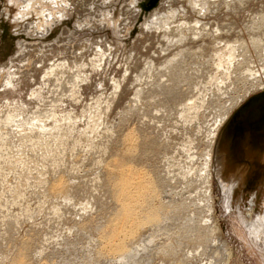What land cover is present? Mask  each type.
<instances>
[{
  "label": "rangeland",
  "instance_id": "374dc122",
  "mask_svg": "<svg viewBox=\"0 0 264 264\" xmlns=\"http://www.w3.org/2000/svg\"><path fill=\"white\" fill-rule=\"evenodd\" d=\"M234 1H235V4H237V3L239 4V5H237V7H236V5L230 3V2L234 3ZM239 1H242V2L239 3ZM226 2L229 3L230 7H229V5ZM240 4L242 6H240ZM231 5L232 6L234 5L236 7V9L234 7H232ZM216 6H217V8H216ZM238 7H239V9H238ZM246 7H248V8H246ZM263 9H264V0H249V1L248 0H246V1L245 0H225V1L224 0H213V1L212 0H207V1L206 0H201V1L200 0H195V1L194 0H0V113H1L0 115L1 116L3 115V112L2 111H4V114L7 113L8 111H10L11 107L14 108V106L16 105V103L19 102V104H17L16 106H19L20 105L21 108H19V109H22V112H24L25 109H26V111L24 112V115L27 114L26 116L29 117V118H32L33 117V114H34L33 112L34 111H35V114H37V111L40 114L43 111L44 112V113H42L43 115L45 113L48 115V114L52 113L51 111H54L55 110L56 113L58 112L57 113V117L59 119L61 117L63 118V117H66V116H72V117H74L73 119L77 121L76 123L73 124V125H75V128H76L75 130H74V128H73L72 125H69L73 129L70 130V131H68L69 136L67 134L66 138L63 139L64 140L63 143H61L59 141L60 140L59 138H55L53 141L51 140L48 143H46L47 145L49 144L48 146L46 144H44L43 147L45 149H43V151H42L43 153H41V151L39 150V148H37L36 150H34V148H33V144L34 143L31 144L33 142V140H30V139H27V138H24L23 139L24 142H23L21 139H18V138L15 139V137H14L13 139L20 140V141H17V142H19L20 145L18 143H16L15 140L12 139L11 143L8 141V142H6V145L4 144L3 147L0 148V152H2L4 150V154H10V155H4L3 153H1L2 156H0V194H2V196H0V203H1L0 204V208H1V205H2V208H4V209H1L0 210V219H1L0 222L2 223V224L0 223V246L1 247H4V249L3 248H0V249L2 251L3 250L6 251V252L3 251L4 254H3V252L0 253V259L3 258L0 261L1 262L4 261V262H2L3 264H5V263L8 264L7 263V262H9L8 259H10L11 256L14 255L18 251L19 247H21L20 244H22V242L20 243V241H23L24 242L25 240H30L31 239L30 241L31 242L33 241L32 242V246H35V248H33V252L35 254L32 252V256L33 255L34 256L33 257L31 256L32 257L31 258V262H32V259H33V262L35 260H36L35 262H38L37 264L43 263L46 258H48V260L46 261L47 264H51L53 262H54V264H55V262H58L57 264H60V263L61 264H65V262H66V264H71V260H72V264H86V262H87V264H94V263L95 264H107V263L108 264H120V263L123 264L122 259L124 258L125 249H124V251L122 250L123 252L119 251V252L116 253L115 252V249L113 247H111V246H105L104 247V245L101 244V237H96V236H100L99 235L100 233L98 232V229L100 228L99 231L101 230L100 225L102 224L101 226H103V223L102 222L105 223L106 218L107 219L110 218L111 217L110 215H113L116 212V211H113V210H116L117 209L116 207H118V205H119V200L116 197V195L114 193H112V189H110L106 185V183H104L105 182V180H104V176H105L104 175V172H105L106 162L111 157V154H114V152H116L118 149H121L122 139L124 137L123 135L126 134V132L129 131L130 130V127H131V130L133 128H135V130L138 131L137 134L139 133L138 137L140 136L139 137L140 139L139 138L138 139L140 140V142H142L144 140V142L145 141L146 142H151L150 143L151 146H154L155 144L158 146L155 150L152 149L153 151L152 150L151 151H147V152H145V154H144V149L138 148L139 146H136L135 151L139 155H140V153L142 155V156L141 155L138 156V158H137V161H138L137 163H139V166H141L142 165L141 163H143L144 165H142V167H148V169L152 172V174H154V176L156 174L157 179H159L161 177V180L159 179L160 182L163 185V189H162V186H161V190H160V192L162 191L161 192V201L164 203V205H167L168 206V208H166L168 213L165 214V215L168 214L167 215L168 217L165 216V219L162 221V226L159 228V230H158V228H156L155 225L152 226V224H150L152 227L150 225H148L147 227L144 226L143 227V230H141L142 231L141 235L140 234H139L140 236L137 235V237L135 238V240L132 239L133 241L132 240L130 241L131 243L128 242L127 243V246H129L130 244L131 245L137 244V245H135V247H138L140 256L141 255L144 256V254H146L144 257L141 256V260H139V262H141L143 260V264H148V263L149 264H177V263L179 264L178 261L182 262L183 261L182 259L188 253H189V255L192 254V258H193V259H191L192 261L190 260V264H221V260L223 259V256L226 259L227 254L222 253V256H221L220 252L217 251L218 250V244H217L218 242H216V241H218V238H217L216 241H214L211 244L210 248L207 249L206 251H205V249L200 250V248L203 247L201 241H197L196 244H194L193 241L188 240V241H191V243L193 242L192 243L193 245L190 244L187 241V239H191V238H189V237H191V235H193V234H195L197 232V231L196 232L195 231H191L190 228L191 229L193 228L195 230H198V229L201 230V227L200 226H203L204 227V225L207 224L206 223V220H207V214H206L207 212L206 211L207 210H206V207L204 205L203 206L202 205H199V203L201 202L199 200V198H202L201 197L202 193H200L202 191L200 189L202 187L201 186L202 179L197 178V174H195V173H193L194 176L191 175V174H187V177H186V175H185L186 174L185 172L188 171V167L190 168V165L188 163L189 160L186 158V157H188L187 156V152H188V150L190 148H186L185 146H186V144H188L187 141L189 140V138H190V140L193 139L192 140V144L195 145V146L197 145L198 149L196 151H198V153H199V159L201 160L202 156L200 158V155H201V153L204 152L203 149L206 147V140H207L206 137H207V133L209 132L208 129L212 127V124L217 119L216 116L218 117L219 113H221V111L222 112L224 111L223 110V107H225V105H224L225 104V102H224L225 100L224 99H227L228 102H230V100L232 98H235L238 95L239 96L240 95H243L244 92H245V90H246V88H247V86H249V84H248L249 81L253 78V76H249L248 75V71H247V69L245 67V66H248L249 64L251 65V63H249V59L247 58L248 59V62H247L246 59L243 60V65L246 64V63H247V65H244V66L241 65L240 68L233 70V74L234 75L231 73V76L228 79V81L229 80L231 81L233 79L232 76H234V79L235 80L234 79L233 80L236 82V84L232 80L233 83H232V81L231 82H228L227 81L228 83L227 82H224V85H223V82H221V80H217V78H221L222 77V74L219 73V72H221L222 70H224V68L223 69L222 68L221 69H217V67H215L216 66L215 65L216 64V60L217 59H216V57L214 58V56L212 55L215 52V48H213V47H216L217 46L216 48H218L219 45H221V44H223V42H225V40H229L230 38H231L230 40H233V39L238 38L241 35L240 37L247 38L249 40L250 47H251V51L248 52V56H252V59H254V61L255 60L257 61V62L256 61L254 62L255 63L254 66H256V64H257L256 69H260V71H263V69H261L260 66L263 65L262 68H264V57H263L264 55H262V57H261V55L255 53L257 51L254 50V47L252 46V43H251V40H250V36H249V33H248V32H250L249 27L252 25L251 24L252 21L255 20V19H259L260 18V15L261 14H264V10ZM233 11H235V12H233ZM201 13H203V14H201ZM236 13H238V15ZM155 14H157V15L159 14V16H157ZM169 14H171V15H169ZM186 14H187V16H186ZM257 14H259V15H257ZM156 17H158V18H156ZM164 17H166V19ZM155 20H156V22H155ZM163 21L165 22V24H164ZM200 21H201V23H200ZM231 21H232V23L229 25V23ZM242 21H243V23H242ZM161 22H163V23H161ZM166 22L168 23V25H167ZM226 23H228V24H226ZM173 24H175V25H173ZM160 25H161V27H160ZM247 25H249V26L247 27ZM167 26L168 27L170 26V29ZM198 26H200V27H198ZM220 26L223 27L222 28L223 30L220 28ZM195 27L198 28L199 30L196 29ZM218 27H219V29H218ZM202 28H203V31H201V33H200V29L202 30ZM220 30L222 31V33H221ZM236 30H237V32H234ZM239 30L241 32L242 31L243 32L242 33L241 32H238ZM260 30L261 29H259L258 31H260ZM192 31H194V32H192ZM204 31L207 32V34H209V32L210 33L212 32L211 34L214 35V36L211 35L212 36L211 37L210 34L208 36L207 34H205ZM214 31H215L216 34L214 33ZM226 31H228V32L231 31V32L228 33ZM232 32H234V34L237 37L236 36H233L232 35L233 34ZM262 33H264L263 30L260 31L259 34L262 35ZM162 34H164L163 35V38H165L166 36L167 37L169 36V38L166 37L167 40H165L166 38L163 39L162 38ZM185 34H187V35L185 36ZM188 34L189 35L191 34L190 35L191 37ZM196 34L200 36V37L199 36L198 37L202 41H204V38H205L203 36L206 35L205 40H207L208 39L207 37H209V41L212 42V43H210L209 41L208 42L204 41V43L202 44V42H201L200 39H198L199 41L197 40L198 37H197ZM201 34L203 35L202 36L203 39L201 38ZM223 34L225 35V37H224ZM227 34H229V36H228L229 38L226 37ZM170 35H171V38H170ZM178 35L179 36L181 35V36L179 37ZM219 35L220 36L222 35V36L220 37ZM195 37H196V39H195ZM214 37L215 38H219V39H215ZM262 38H263V41H264V34L262 35ZM171 39H172V41L174 39L175 42L174 41L173 42L172 41L170 42L169 40H171ZM186 39H187V41H186ZM213 39H215V43H214V40ZM221 39H222V41H221ZM183 40L185 42H183ZM191 40L194 41V43H197V45L193 44V42ZM163 41L168 42V43H171V44L166 43V45L168 44L167 47H166V45H164L165 42L163 43ZM216 41H217V43H216ZM219 41H221V42H219ZM188 42H189V44H188ZM190 42H192V43H190ZM198 42H200V45H199ZM205 42H206V44H205ZM207 43H208V45H207ZM57 44H60V45H57ZM66 44H68V45L71 44L70 47H72V48H68L69 46L66 47L67 46ZM162 44L165 46V48H164V46H162ZM172 44H174V45H172ZM181 44H182V46L184 45L183 48H182ZM87 45L88 46L90 45L89 47H91V48H89V47L87 48ZM169 45H171L172 48ZM213 45H215V46H213ZM168 46H169V49H167ZM176 46H177V48H176ZM53 47H54V49H53ZM85 47H86V50L89 51V53L86 52L85 49H83ZM78 48L79 49H82V51L79 50ZM163 48L165 49V50H163L164 52H166V51L168 53L170 52L168 54V56H166L167 55V52H166V54L163 53V51H162ZM192 48L193 49H197V50H193ZM201 48H203V49L205 48L204 49L205 51L203 49H201ZM70 49L72 50V52H71ZM73 49H75V51ZM92 49H93V52H92ZM101 49H103V50H101ZM155 49H157V50H155ZM175 49L176 50L178 49L177 51H178V53L180 52L179 53L180 55L177 53V51H175ZM187 49H191V51L190 50L188 51ZM213 49H214V51H212ZM36 50H37V52H36ZM159 50H160V52H159ZM184 50H186L187 55L184 54V53H186ZM199 50H200V53H199ZM42 51H43V53H42ZM66 51H68L70 53H68V52L66 53ZM171 51H173L174 54ZM194 51L196 53L198 52V54H199L198 55L199 61L197 59V55L195 56V52ZM240 51L241 50H239L238 53H240ZM91 52H92V54H91ZM96 52H98L97 54L99 56L96 54ZM102 52L103 53H106L105 56L110 57V58L105 57ZM158 52L160 53V55L158 54ZM202 52L205 53V55L201 54ZM206 52H208V53H206ZM45 53H46V55H45ZM80 53L83 55V57H82V55ZM84 53L86 54V56H85ZM93 53H94V55H93ZM137 53H139V54L141 53V54L139 55ZM175 53H177L178 56H176ZM59 54L61 55L60 57H59ZM66 54H68V55L65 56ZM87 54H91V55H87ZM155 54H157V55H155ZM192 54H193V56H192ZM74 55H75V57H82V58H75V57H73ZM163 55H165V56H163ZM189 55H190V57H189ZM257 55L260 57V59H259V57L256 58ZM27 56H28V58H27ZM95 56H98V57H95ZM100 56H104L103 57L104 60H102L101 59L102 57L100 58ZM162 56H163V59L161 58ZM199 56H201V57L199 58ZM202 56L203 57L206 56L204 58V61H203ZM54 57L55 58L57 57L58 58V61L60 60V62L63 63V66H65V68L63 66H61L62 63H60V62H57L56 63L57 58L54 59V61H53V58ZM88 57H90V58H88ZM91 57H93V58L95 57L96 59L94 58L92 60ZM165 57H166V59H165ZM187 57H188V59H187ZM210 57H212L213 59L210 58ZM83 58H85L84 61H83ZM152 58L156 60V63H154L155 61L152 62L153 61ZM76 59L77 60L79 59V61L77 62ZM87 59L88 60L91 59V60L88 61ZM164 59H165V61H162ZM210 59L211 60H214L215 59V60L211 62ZM238 59H241V57H239ZM13 60H15V61H13ZM42 60H45V63ZM62 60H64L65 62H63ZM81 60L86 63V64L83 63L84 65L83 64L81 65V67L83 69L80 67V64H78L79 62L82 63ZM95 60L98 63L97 64V68H96V66H93V68H90V64L91 63H92L91 65H93L94 63L96 65ZM172 60H174V61H172ZM186 60L188 62L185 63ZM195 60H196L197 63L194 62ZM258 60H260V61L258 62ZM49 61H50V63H49ZM67 61H68L69 64H66ZM70 61L71 62L76 61V62H74L75 63L74 64V63H70ZM102 61H103V64L100 63ZM104 61H106L107 64ZM170 61H172L173 63H175V65L177 67L176 70H175V66H174L173 63L169 64ZM177 61H182V62H180L181 63L180 64ZM191 61H193V63ZM40 62H41V64H40ZM87 62H91V63H87ZM128 62H130V64ZM209 62L212 63L213 65H210ZM126 63H127V65H125ZM160 63L161 64L163 63L162 66H161ZM65 64L66 65H70V67L72 66L71 67L72 69L69 66L66 67ZM150 64L153 65V66H151ZM159 64H160V66H159ZM184 64L186 66H184ZM194 64H195V66H194ZM201 64L204 65L205 67L202 66ZM74 65H76V67ZM181 65H182V67H180ZM187 65H188V67H187ZM189 65L190 66L193 65V68L192 67H191L192 69L189 68L190 67ZM199 65H201V66H199ZM207 65H208V68L206 69ZM14 66L16 68H14ZM78 66H79V68H78ZM168 66H170V67H168ZM171 66H174L173 67L174 69ZM209 66H211V67H209ZM251 66H253V65H251ZM98 67H100V69ZM156 67L157 68L159 67V68L157 69ZM47 68L49 69V71H52V70H50L52 68L54 69V72H56L57 69H58V71L56 73L51 72L52 74L50 75L49 71L46 70ZM62 68H64L65 70L63 69L64 71H60V70H62ZM68 68L71 71L70 70H67ZM73 68H74V70H73ZM84 68H86L85 69L86 72L84 71ZM88 68L91 69V72H89L90 69H88ZM95 68H96V70H95ZM101 68H103V69H101ZM166 68L167 69L169 68V69L167 70ZM198 68H199V70H198ZM201 68H202V70H201ZM203 68L206 69L207 71L203 70ZM241 68H243V69H241ZM75 69H77L78 71L75 70ZM79 69H80V71H79ZM152 69H153V71H152ZM155 69H157L158 71L157 70L156 71L159 72L160 74L159 73H156L155 74V72H156V71H154ZM183 69H184V72H182ZM188 69H191V72ZM211 69H213V70L210 71ZM14 70H15V72H14ZM74 71H77V72H75V74H73ZM83 71H84V73H83ZM100 71H102V73H100ZM161 71H162V73L164 72L163 75L165 77L168 75L167 76L168 78L166 77L167 79L164 78V76L161 75L162 74ZM177 71H178V73H177ZM208 71H209V74H208ZM214 71H218V73L217 72H214ZM238 71H239V74H237ZM61 72H63V73H61ZM80 72H81V74H80ZM170 72H172V73H170ZM174 72H175V75H174ZM198 72H199V74H198ZM43 73H46L47 75L52 76V77L50 78L49 76H46V74H43ZM71 73L74 75V78L73 77H70V74ZM90 73H92V74H90ZM152 73H153V75H152ZM183 73H185V74H183ZM191 73H192L193 76H196V74H198V75L196 77H193L192 75H190ZM203 73H205V74H203ZM243 73H244V75H243ZM62 74H65L66 77H63ZM88 74H90V77H89ZM99 74H101V75H99ZM179 74H182V75H179ZM73 75H71V76H73ZM78 75L79 76H82L83 75V77L85 78V80H82L81 81L82 83H80V85H77L78 84L77 83L78 81L75 82V80L77 79L76 76H78ZM87 75L92 80H87L88 79ZM134 75H135V77H134ZM149 75L152 77V79H151V77ZM202 75H204V77H202ZM208 75H211V76H208ZM242 75H243V77H242ZM245 75L248 76V77H246ZM11 76H13V78L16 77V79L11 78ZM57 76L58 77H61L62 79L61 78H58ZM97 76H100L102 78L97 77ZM118 76H120V77H118ZM153 76H154V78H153ZM43 77L45 78V80L43 79ZM47 77H48V80H49L48 82H47ZM55 77H57L60 80H58ZM67 77H68V79H67ZM159 77H160V79H159ZM176 77H178V78H176ZM179 77H181V78H179ZM187 77H189V78H187ZM19 78L22 80V82H21V80ZM53 78L55 80H53ZM70 78H71V80H70ZM93 78H94V80H93ZM206 78L210 82H208V80ZM214 78H216V79H214ZM246 78H247V80H248V78H250V79L248 81H246ZM115 79L116 80L119 79V81L122 84L119 81H118L119 82L118 83ZM162 79H166V80L163 81ZM9 80H10V82H9ZM41 80L43 82H45L44 83L45 85H46V82H47V85L46 86L44 85L45 87L43 86ZM56 80H58L57 83H59V86H58L57 83L55 84ZM113 80L116 82L115 84H113L114 83ZM53 81H54V83H53ZM59 81H64V82H59ZM70 81H72V82H70ZM91 81L93 82L94 85L92 84ZM95 81H97V83ZM135 81H136V83H134ZM160 81H163L164 83L163 82H160ZM182 81H183V83H181ZM184 81H186L187 83L185 82L186 84H184ZM7 82L9 84L11 83V85L8 86ZM15 82H19V84L16 83V85H15ZM73 82H75L77 86H75ZM167 82H169L171 84L170 85H169V83L168 84H165ZM188 82H189V84H188ZM244 82H245V85H244ZM246 82H248V83H246ZM50 83H52V84L50 85ZM62 83H64L63 85L65 87L63 85H60ZM124 83L125 84L128 83V84L125 85ZM132 83H134V84L132 85ZM158 83H159V85L161 83L162 86L160 85V87H159ZM179 83H180L181 87L180 86L177 87L179 85ZM205 83H206V85H205ZM217 83H218V86H216ZM90 84H91V86H90ZM95 84H97V85H95ZM123 84H124L125 87L123 86ZM140 84L143 85V86H141ZM151 84H153L154 86L152 87ZM174 84H176L177 86L174 85ZM221 84H222L223 87L221 86ZM13 85H15V86H18L19 85V86L18 87H15V89H16L15 90ZM52 85H53V87H52ZM116 85H118V87H116ZM119 85H120V87H119ZM134 85H136V86H134ZM80 86L82 87V89H81ZM83 86L84 87L86 86L87 88L86 87L84 88ZM94 86H96V87H94ZM113 86H115L114 87L115 89L113 88ZM164 86H165L166 89L164 88ZM168 86H169V88H168ZM170 86H172V87H170ZM205 86H207L208 89ZM209 86H210V88H209ZM220 86H221V88L218 89V87H220ZM9 87L11 89H13V90H11ZM58 87L61 88V89L59 88V90L61 92L59 91L58 93H56L58 91V89H57ZM62 87H64L63 88L64 90L62 89ZM77 87H78V89H77ZM150 87H152V88H150ZM231 87L232 88H234V87L236 88L237 87V88L234 90V89H230ZM52 88L54 90L56 88V91H54ZM67 88H68V90H67ZM71 88L73 90H75V91H77V90L79 91V94L77 95L78 97L73 96V97H75V99H73V97L71 96L72 91H73ZM79 88H80V90H79ZM125 88H126V90H124ZM153 88L155 90L152 91ZM160 88L163 89V90L161 89L162 92H160ZM177 88H179L180 90H178ZM226 88H227V90H226ZM228 88H229L230 92H228L229 91ZM83 89L86 90V91L88 90L87 93ZM111 89L112 90L114 89L113 91L116 90V93L117 92L118 93L116 94L114 92V94H113V91ZM119 89H121L122 91L119 90ZM140 89L143 90V91H140ZM181 89H183V90H181ZM221 89H222V91H221ZM40 90H42L43 93ZM118 90L120 91V93H119ZM123 90H124V93L125 94L122 93ZM132 90L133 91L136 90L137 92L135 91L136 92L135 93ZM165 90H166V92H165ZM197 90H198V92H195ZM210 90H212V91H210ZM48 91L51 92L50 95H49V92ZM172 91H174V92L177 91V92H175L176 94H174V92H172ZM215 91H217L218 94ZM223 91L225 93H223ZM238 91H239V93H238ZM54 92H55V96H56V102H55V97H51ZM141 92L143 94H141ZM154 92H157L156 95H155L156 97L158 95H162V93H163L164 94V97H166V98L164 99V97L162 95L160 97L158 96L159 99H156V97H153ZM159 92H160V94H159ZM168 92L172 93V95L170 93H168ZM191 92L192 93L195 92V93L192 94ZM202 92H204V93H202ZM220 92H222L223 94L221 95ZM235 92H237V93H235ZM261 92H264V89H261L259 91L254 92L253 94H251L250 96H248L246 98V100H244L242 102V104L240 106H238V107L235 108V110L231 113V116L228 118V120L226 121V123L221 126V130H220V133H219L218 141H217L216 147H215V158H214L215 176H214V181H213L214 210L211 212L212 219L210 220V222L212 223V221L214 222V220H215V222L218 224L219 229H220L219 230L220 231V234H219L220 237L218 235L217 236L219 237V239L220 238H223V240L228 244V246L230 248V258H229L228 264H264V233H261V235L259 237H256L253 234L249 233V231L246 228V224H244L243 222H241L242 221L241 220L242 219L241 217H244V219H246L248 217L249 209L251 207H253V206L255 207L254 208V216L256 218L258 217L257 214L260 211V208H261V210H264L263 209L264 208V202H263L264 201V100L261 101V103L255 105L254 107H248L246 109H243V106L254 95H256L258 93H261ZM31 93L35 94L37 97L40 96L41 99L40 98H37L35 95H34L35 98L32 97L33 94H31ZM185 93L186 94H189L190 97H189V95L188 96L187 95L185 96ZM210 93L212 94V97H210ZM227 93L230 94V95L225 96ZM41 94L42 95L44 94L43 96H45L47 94L46 96H48V97L45 96V98H47V100L49 98L50 101L48 100L49 101L48 102L44 97L43 98L45 100V103L46 104L49 103V104L45 105L44 103H42L43 102L42 101L43 99H42V95ZM100 94H101V97L102 98L103 97H106L107 95L109 96V98L107 99V97H106L107 102H103L104 104L106 103L107 105L106 104L105 105L103 104L102 107H101V109L98 110L97 107H96L97 105L95 104V101L98 98H101L99 96ZM111 94H113V96H111ZM120 94H123V95H120ZM200 94H203V95H200ZM208 94H209V96H208ZM30 95H32V96H30ZM60 95L62 96V98H60L61 97ZM63 95L64 96L67 95V97L66 96L64 97ZM82 95H84V96H82ZM103 95H105V96H103ZM115 95H117V96L115 97ZM220 95H221V97H220ZM232 95H234V96H232ZM69 96H71V97H69ZM118 96L121 98V100H120V98ZM141 96H142V98H141ZM216 96H218L219 98L216 97ZM224 96L226 98H224ZM57 97H58V99L60 98L61 100H64L65 103L63 101H59L60 99L58 100ZM79 97H82L83 101H82L81 98L79 99ZM114 97L116 98L117 102L114 99ZM117 97H118V99H117ZM136 97H138V98H136ZM143 97H144L145 100L142 101L141 99H143ZM177 97H179V98H177ZM191 97L192 98L195 97L194 98L195 100L192 99ZM76 98L79 99V100H77ZM112 98H113V100H112ZM187 98H190V99H187ZM206 98H207L208 101L206 100ZM38 99H40V100H38ZM133 99H135V100H133ZM147 99H148V101H147ZM154 99L157 102L156 101L153 102ZM178 99H180V100H178ZM197 99H198V101H197ZM75 100H76V102H74ZM102 100H104V98ZM175 100H177L178 102H176ZM191 100H193V101H191ZM217 100H219V101H217ZM29 101H30V103H29ZM38 101H40V102H38ZM51 101H52V103H51ZM149 101H150V103H148ZM169 101H170V105H171V108L173 110L172 111L173 113L171 112V108L169 106ZM14 102H16V103H14ZM22 102L25 105L22 104ZM31 102H32V104H31ZM53 102H55V103L53 104ZM66 102L69 103L70 105H68ZM108 102H111V103L108 104ZM189 102L191 103V105L188 104ZM194 102L196 104H194ZM228 102L226 101V105H229L230 104ZM11 103L13 105L14 104L15 105L13 106ZM84 103H86V104H84ZM129 103H131V104L129 105ZM153 103H154V105L151 107V105ZM38 104H41V105L39 106ZM87 104H88V106L90 108H88V106H86ZM177 104H179V106ZM182 104L185 105L186 108H187V109H184V111H183V108H185V106L183 107ZM22 105H24L23 106L24 108L22 107ZM26 105L28 107L29 106L30 107L28 108ZM59 105H60V107L62 105L64 107L62 106L61 107L62 109H61L59 107ZM112 105H113V107H112ZM128 105L129 106L132 105L133 107L131 106L130 108H128L129 107ZM196 105H198V106H196ZM220 105H221V107H220ZM47 106H50V107H48L49 109H47ZM82 106H84V107H82ZM103 106H106V108L103 107ZM107 106H109V107L107 108ZM176 106H178V107H176ZM194 106H196V107H194ZM34 107H35V109H34ZM36 107H37V111H36ZM38 107H39L40 110L38 109ZM110 107H112V108H110ZM161 107L163 108L162 109L163 111H161ZM164 107H166V108H164ZM175 107H176V109H175ZM53 108H54V110H53ZM93 108H96L97 110L95 111V109H93ZM103 108L105 109V111H104ZM220 108H222V110H220ZM139 109H143V110L140 111L141 114L139 112ZM174 109H175V112H174ZM32 110H34V111H32ZM91 110L93 112H91ZM169 110H170V112H169ZM177 110L178 111L180 110L182 112L179 113L180 111L177 112ZM12 111H14V110L12 109ZM101 111H103L102 112V115H103L102 117H104L103 123H102L103 124V127L108 124L107 125V128L105 126V128L103 129L102 124H101V126L99 128H97V130H94V132L92 131V133L90 134V132H91L90 123H92V121H93L91 117L96 112L100 113ZM135 111H137V112H135ZM192 111H193V113H192ZM72 112H73L74 116L72 115ZM79 112H80V114H79ZM153 112L155 113V115H154ZM185 112H187L190 115V117H186L187 113L185 114ZM77 113H78V115H77ZM144 113H145V115H144ZM169 113H172L171 114V117H170V114ZM46 114H45V116H47ZM165 114H167V115H165ZM183 114H185V115H183ZM43 115H41V116H43ZM142 115H144V116H142ZM45 116H43V117L46 118ZM158 116H159V118H158ZM177 116H178V118H177ZM184 116L188 120L190 118H192V116H194L195 117L193 119L194 121L192 120V122H194V123L193 124L192 123H189L191 121H186L187 119H185V121H184ZM127 117H128V119H127ZM167 117H169V118H167ZM180 117L183 118V119H181ZM204 117H206V118H204ZM148 119H150V120H148ZM178 119H181V120H178ZM84 121H86V122H84ZM105 121H106V124H105ZM162 121H163V124L161 123ZM182 121H184L185 123L182 122ZM206 121H207V123H206ZM177 122H178V124H177ZM187 122H188V125H187ZM47 123L48 124H52L53 123V120H48ZM112 123L113 124L115 123V125H113V127L111 126ZM76 124H78V125H76ZM109 124H111V125H109ZM200 124H203V125H200ZM108 126H109V128H108ZM164 126H166V127L164 128ZM198 126H200V127H198ZM66 127L68 128V125H66ZM66 127H64L60 131L61 134L64 131L67 130ZM110 128H112L113 130L110 129ZM120 128H121L122 131H120ZM174 128H176V129H174ZM107 129H108V131H107ZM126 129H128V130L126 131ZM166 129L168 131H170V133ZM73 130H74V132L76 134L75 133H71ZM103 130H105V131H103ZM80 131H81V133H80ZM85 131H87V132H85ZM97 131H98V134H97ZM106 131L108 132V134H107ZM78 132L80 134H78ZM112 132H114V133L112 134ZM117 132H118V134H117ZM123 132H124V134H123ZM171 132H172V134H171ZM95 133L97 134V136L98 135L99 136L98 137L95 136L96 135ZM167 133H169L171 135H169ZM71 134L72 135L74 134V135L72 136ZM88 134H90V135L88 136ZM164 134H167L168 136H166ZM174 134H176V135L173 136ZM188 134H190V135H188ZM85 135H87V136H85ZM117 135H118V138L119 139L117 138ZM109 136L110 137L112 136L113 138L112 137L110 138ZM155 136H158L159 138H157V137L155 138ZM165 136L168 139H166ZM67 137L69 138L70 143H69V141H67L68 140ZM78 137L81 138V141L80 140L78 141V139H80ZM85 137L86 138L87 137H90L91 139L90 138H87L86 139ZM103 137L105 138V141L107 142V144L104 141ZM163 137H164V139H163ZM71 138H73V139L71 140ZM92 138H94V139L96 138V140H99V141H97L98 143L96 142V140H94ZM114 139L115 140L117 139L118 143ZM154 139H156V140H154ZM25 140L26 141L28 140L29 142L28 141L25 142ZM108 140H110V141L113 140V141L110 142ZM161 140H163V141H161ZM13 141L15 142V144H14ZM54 141H55V144L53 143ZM66 141H67V143H65ZM85 141H87V142H85ZM193 141H194V143H193ZM71 142L72 143L74 142V143L72 144ZM88 142H90V143L88 144ZM91 142H92V144H91ZM100 142H101V144L103 143L102 144L103 146L100 144ZM114 142H115V144H114ZM120 142H121V144H120ZM156 142L157 143L159 142V143L157 144ZM56 143L57 144L60 143L59 146L61 148L58 146L60 148L58 150H60V151L63 150L62 152H60V154L58 153V150H57V147H56L57 146ZM68 143L69 144H72V145H70V147H69V144ZM81 143H83V144H81ZM23 144H24V147H22ZM50 144L54 145V148ZM95 144L99 147V149L101 150V152L98 150V148H97V146ZM108 144H110V145H108ZM7 145L10 146L9 149L6 148V147H8ZM18 145L19 146L22 145V146L19 147ZM31 145H32V147H30ZM105 145H107V147ZM100 146L103 147V148H100ZM109 146L111 147V150L112 151H110V147ZM14 147H16V148L14 149ZM26 147H27V149L25 150ZM105 147L108 148V149L106 150ZM249 147L253 148V150H254V156L251 157V158L249 157V154L247 153ZM75 148H77V149L75 150ZM89 148H91V149H89ZM21 149H22V151H21ZM32 149H33V151H32ZM67 149H69V150H67ZM8 150H11V151H8ZM17 150H19V151H17ZM50 150H51V152H50ZM64 150H66V151L64 152ZM97 150H98V153L99 154L96 152ZM102 150H104V151H102ZM105 150L108 152L107 154H110V156L106 154V151ZM23 151H25V152H23ZM36 151H37V153H35ZM45 151L48 152V155H47V152H45ZM109 151L112 152V153H110ZM154 151H156V152H154ZM6 152H8V153H6ZM101 153H102V156H101ZM37 154H40V155H37ZM54 154H57V156H55ZM97 154L100 155V157ZM169 154H170V156L168 157ZM14 155L19 156V157H23V158H21L23 162L20 161L18 163L17 161H15L14 159H12V157L14 158ZM41 155H44V157L41 156ZM49 155H51V156H49ZM75 155L77 156V158H76ZM104 155L106 156V158H104ZM176 155H178L177 156L178 160H177V158H175ZM54 156L57 157V158H59V159L63 157V159H61V163L62 164H60L59 159H57V158L55 159ZM173 156H174V159H175L174 161H176L177 163L173 161ZM78 157H80V158H78ZM101 157H103L104 159L101 158ZM140 157H142V158L144 157L145 158V159L144 158L141 159L142 160L141 163L139 162V161H141L140 160ZM184 157H185V159H184ZM44 158H45V160H44ZM171 158H172V160H170ZM225 158H228L229 159L228 160V163L230 165H232V166L234 165L235 167H240L242 165V167H243L244 165H246L248 167V170L249 171L247 173V181H246V184H244L243 186H240L241 193H239L238 196L231 195V191L227 187H225L226 185L223 184V182H224V175H223V172L221 171V168L223 166V161L226 160ZM96 159H98V160H96ZM51 160L54 161V162L52 163ZM55 160L56 161L58 160V161L56 162ZM86 160H88V161H86ZM94 160H95L96 165L94 164ZM102 160L103 161L105 160L104 163H103ZM197 160L198 159L194 160L193 162L196 163ZM200 160H198V162L195 164V166H194L195 169H197V167L198 168L201 167V164L200 163L202 162V160L201 161ZM41 161H42V164H41ZM183 161H185V163ZM36 162H37V164H36ZM48 162L50 163L51 167H49L50 165H49ZM55 163H56V165H55ZM47 164H48L47 168L49 167L48 169L46 167H43V166H45ZM63 164H65L67 167H64L65 165H63ZM73 164L75 166H72ZM93 164H94V166H93ZM177 164L180 167V168H178V170L181 171L179 173H183L184 172L185 174L184 173L183 174L177 173L178 172L177 167H176V166H178ZM186 164H188V167L186 166ZM197 164H198V166H197ZM172 165L173 166L175 165V166L173 167ZM101 166H102V168H101ZM183 166H184L185 169H183ZM56 167H58V168L56 169ZM51 168H52L53 171L51 170ZM98 168L99 169L101 168L100 170H102V169L103 170L100 171ZM174 169H175V171H173ZM233 169H235V168H233ZM57 170H58V174H57ZM170 170H172V171H170ZM67 171H68L69 174L67 173ZM229 171H230L229 172L230 174L232 172H235L233 170H229ZM61 172H63V173L66 172L65 173V177H66L65 179H67L68 185L70 184V186H69L70 187V191L72 189L74 191V192L71 191V193H69L70 195L69 196L67 195L68 197L65 196L62 193V191H60V193L58 191H56V190L52 191L51 193L49 192V188H48L49 183L52 180H54L56 177H58L59 174L60 175L63 174ZM71 172H72V174H71ZM168 172H170V173H168ZM157 173H158V175H157ZM91 174H92L93 178L91 177ZM165 174H167V176ZM168 174L171 177H168L169 176ZM172 174L174 176L176 174L177 177L172 176ZM95 175L97 176V178L95 177ZM162 175H163V177H166L165 179L168 178L167 179L168 181L165 180L166 181L165 183H163L164 182L163 181L164 178H162ZM63 176H64V174H63ZM101 176L103 178H101ZM191 176H193V180L191 179ZM195 176H196V178H195ZM44 177H46V178L44 179ZM50 177H51V179H50ZM172 177L174 179L176 178V180H173ZM181 177H185V178H181ZM40 178H42V179H40ZM70 178H72V179L70 180ZM94 178H96V179H94ZM48 179H50V180L48 181ZM91 179H92V182H88ZM197 179H199V181H201V182H199ZM41 180H43V182L45 181V185H48V186L47 187L46 186H43L44 184H43V182ZM46 180H47L48 183L46 182ZM80 180H82V181H80ZM95 180H98V181H95ZM99 180H100V182H99ZM184 180L187 181V182L185 183ZM189 180H190V183L188 182ZM83 181L84 182L85 181L88 182V183H86L87 186L84 184ZM195 181H197V183ZM70 182H72V183H70ZM98 182L101 183V184H99ZM35 183H37L38 185L35 184ZM81 183H83V184L81 185ZM96 183H97V185H96ZM182 183H183V185H182ZM195 183L198 184V185H196ZM41 184H42L43 188H42V186H39ZM164 184H166V185H164ZM192 184L195 185L198 188V190H201V191L198 192V190H195L197 188L195 186H193ZM100 186H104V188L101 187L100 190H99V187ZM199 186H201V187H199ZM233 186L236 187L235 193L237 195L238 194L237 192L239 190V186H237L235 184ZM87 187H89V189ZM179 187H180V189H179ZM85 188H87V189H85ZM164 188H166V190ZM178 189H179L180 192L177 191ZM45 190H47V191H45ZM82 190H84V191H82ZM85 190H87L88 192L85 191ZM91 190L94 191L93 192L94 194L92 193ZM174 190H175V192H174ZM182 190H184V191L181 193ZM6 191L9 192L10 196H9L8 192H6ZM5 192H6V195H5ZM16 192H17V194H16ZM72 192H73V194L75 193L74 195H76V196H74L72 194ZM89 192H90V194H89ZM168 192L170 194H172V195H169ZM186 192H187V194H186L187 196L183 197L185 195L184 193H186ZM86 193H88V195H85ZM180 193L182 194L181 196H180ZM196 193H197V195H195ZM45 194H47V195H45ZM71 194H72V196H71ZM82 194H83V196H82ZM78 195L81 198L82 197L83 198L81 199ZM93 195H94V197H93ZM101 195H103V196H101ZM167 195L169 196V199L167 198L168 197ZM175 195L177 196V198L175 197ZM13 196H16V197H13ZM172 196L175 197V198H173ZM84 197L85 198H88V199L86 200ZM182 197L185 198V199H183ZM107 198H108V200L109 199L110 200L107 201ZM180 198H181V201H183V203L180 201ZM61 199H63V200L61 201ZM65 199H66V201L68 200L67 203H66V201H64ZM74 199H76V201ZM170 199H172V200H170ZM8 200H9L10 203L8 202ZM15 200H16V202H18V200H19V202H22V203H19L18 202L16 204L15 203ZM105 200H106V202H105ZM167 200L168 201L170 200L171 202H168ZM185 200H187V202H189V200H190V202L188 203V205H186L187 202H185ZM70 201H72V202H70ZM77 201H78V203H77ZM101 201H103V202L101 203ZM193 201H194V203H193ZM40 202H42V203H40ZM80 202L82 204V207H80L81 206V204H79ZM92 202H93V204H91ZM174 202H175V204H173ZM195 202L197 204H195ZM23 203H25L26 206H27V208L30 209L31 211L34 210L33 212H37V211L38 212L35 213V214L33 213L34 215L31 214L32 212L31 211L28 212L27 211L28 209L26 208L25 204H23ZM87 203H89V204H87ZM184 203H185V205H184ZM262 203H263V206H262ZM20 204H23V205H20ZM66 204L69 205L70 207H71V205H73L71 207L72 209L69 208V206H67ZM76 204H79V206L76 205ZM178 204H183V206H184L183 209L182 208H180V209L176 208V206H178ZM200 204H202V202ZM203 204H205V203L203 202ZM8 205H10V206L12 205L11 206L12 208H10V206H8ZM60 205H61V207H60ZM74 205H76L75 206L76 208L74 207ZM91 205L93 207L94 206L95 207L93 208ZM99 205H101V206H99ZM104 205L106 206V208H105ZM170 205H171V207H170ZM195 205L197 207H195ZM29 206H30V208H29ZM39 206L41 207V209H40ZM77 206H78V208H77ZM189 206H190V208H189ZM24 207L27 209L26 212H24L25 211L24 210L25 209ZM64 207H65V209H64ZM113 207L116 208V209H114ZM169 207H170V209H169ZM186 207L189 208V209H187ZM191 207H193L192 210H190ZM202 207H204V208H202ZM79 208L80 209L82 208L83 211L80 210ZM200 208H202L203 210H201ZM60 209H62V211ZM66 209H67V211H66ZM77 209H79L80 211H78ZM88 209L89 210H92L93 212L92 211L89 212ZM96 209L99 212L96 211ZM168 209H169V211H168ZM186 209L188 211H185ZM194 209H196V210H194ZM22 210H24L23 211L24 213L22 212ZM53 210H54V212H55L56 215L53 214L54 213ZM85 210H87V211H85ZM94 210H95V212H94ZM170 210H172V213H171ZM182 210H183V212H182ZM43 211H44V213H43ZM64 211H66V212H64ZM201 211L202 212L204 211V213H202ZM12 212H14V213H12ZM16 212L18 213V215H17ZM19 212H20V216H19ZM83 212H84V214H83ZM86 212H87V214H90V215H87L89 218H87V216L85 214ZM112 212H114V213H112ZM261 212L263 213L264 211H261ZM25 213H29V214H25ZM63 213L64 214L66 213V214L64 215ZM197 213L199 214V216H198ZM15 214L19 218H17V216ZM21 215L24 216V219H23V217H21ZM57 215H59V216H57ZM94 215H95L96 218L94 217ZM176 215L179 216V218ZM186 215H188L189 218L193 217L192 218L193 220L195 218V223H194L193 220H188V218H187ZM193 215H195V217ZM196 215H197V217H196ZM261 215H259V216H261ZM91 216H93L94 218L93 217L90 218ZM13 217H14V219H13ZM171 217H172V219H171ZM174 217H175V219H174ZM185 217L187 218L186 219L187 220L186 221L187 223L184 220ZM10 218H12V219H10ZM59 219L61 220V223H60V220ZM95 219H97V220H95ZM177 219H178V222H177ZM179 219H180V221H179ZM19 220L21 222H19ZM31 220H33V222ZM55 220H57V221H55ZM92 220L96 221L97 223L94 222V221H92ZM76 221H77L78 224H83V226L81 225L82 226L81 227L79 225L80 227H77L78 224L76 223ZM85 221L87 222L86 224H85ZM91 221L93 223H91ZM99 221H101V222H99ZM172 221L174 223L175 222H177V223L174 224ZM182 221H183V224H182ZM198 221L200 222L199 224H197ZM7 222H9V225L11 224L9 227H8V223ZM41 222L42 223H46V225L45 224L42 225ZM165 222H167V223H165ZM204 222H205V224H204ZM14 223L17 224V227H16V225H14ZM20 223L22 225H18ZM55 223H58V224H55ZM179 223L182 225V227H181V225ZM190 223L191 224L194 223V224L191 225ZM166 224H167V226H166ZM176 224H177L178 227L177 226H174L173 227V225H176ZM201 224H203V225H201ZM89 225H91L92 227L89 226ZM163 225H165V226H163ZM185 225H187V227ZM6 226L11 230V232L9 230H7L8 228H6ZM86 226H87V230H86ZM158 226H159V224H158ZM153 227H154V231L155 232L152 231L153 230ZM165 227L167 229H165ZM175 227H177V228H175ZM13 228L14 229L16 228V229L14 230ZM35 228H36L37 231L35 230ZM80 228H82V229H80ZM93 228H96V229H93ZM161 228H163V230ZM182 228H186V229H182ZM170 229H172V230L170 231ZM167 230L170 231V232H168ZM173 230H176V232H174L175 234L173 233ZM12 231H13V233H12ZM96 231H97V233H96ZM186 231H188V232L190 231V234H188V232H186ZM7 232H9V233H7ZM2 233H5L4 235H5L6 238L4 237V235ZM147 233H149V234H147ZM167 233H168V237L166 235ZM170 233L171 234L173 233V234L171 235ZM180 233L182 235L184 233V235L188 237L187 238V237H185L183 235L184 236V239L186 238L185 239L186 241L185 240L183 241V239H182L183 236ZM10 234H11V236H10ZM66 234H67V236H66ZM161 234H162V236L164 238L161 236ZM8 235H9V237H8ZM63 235L66 236L67 238L64 237L65 239H62L63 238L62 237ZM69 235H70V237H69ZM173 236L174 237L176 236L177 238H179L180 240H182V241H180L179 239H176V241L178 243L181 242L183 245L182 244H179L180 246H177L176 247V243H175L176 241L173 242V240H175ZM10 237H12V238H10ZM27 237L30 238V239H27ZM144 237H146V238H144ZM171 237H172L173 240L171 239ZM33 238H34V240H32ZM165 238L166 239L169 238V240L164 241ZM4 239H7L8 240V243L5 242L6 240L4 241ZM22 239H24V240H22ZM72 239L73 240H76L79 244L76 243V241H73L72 242L71 241ZM137 239H139L140 242ZM145 239H146V242H147V243L145 242L146 246L143 244L144 242H142L143 240L145 241ZM148 239H149V241H148ZM56 240H58V241H56ZM63 240H64V244H63ZM98 240H100V241H98ZM151 240H152V242L154 244H152V242H150ZM53 241H54V243H53ZM60 241H62V242L60 243ZM169 241H171V242H169ZM74 242H75V244H74ZM162 242H164V243H162ZM172 242H173V244L175 246L172 244ZM87 243L90 244V245H87ZM98 243H100V244H98ZM18 244H19V246H18ZM147 244L148 245L151 244L153 249L151 248V245H149L150 247H148ZM159 244H161V245L163 244V245L162 246L160 245V247H156V246H159ZM64 245H66L67 247L66 246L64 247ZM97 245H99V246H97ZM164 245H166L164 247L165 249L168 248V246L171 245L168 248L169 251H170V253H169L168 249H166L167 252L166 251H163V250H165L163 248ZM184 245H186V246L188 245V248L187 247L185 248ZM139 246L140 247L144 246V247L140 248ZM13 247L14 248H17L18 247L17 249H15L16 252H15V250H13L14 249ZM52 247H53V249H52ZM72 247L75 248L76 250L75 249L73 250ZM154 247H156V248H154ZM175 247L180 250L179 251L178 249H176L179 253L176 250L175 251H172V250H174L173 248H175ZM191 247H193L192 250H190ZM198 247H200V248H198ZM97 248H98V250H96ZM146 248L148 250L150 249V251H148ZM157 248H158V250H157ZM184 248H185V251L182 252V250H184ZM8 249L11 250V251H9V253L12 252L11 254H9L7 252ZM35 249H36L37 252H35ZM63 249H65L66 252ZM85 249H88V250H85ZM142 249H144V250L142 251ZM213 249H214V251H213ZM70 250L72 251V253H71ZM81 250H82V254L83 255H80L81 252H79V251H81ZM145 250H146L147 253L145 252ZM151 250L152 251L157 250V251L151 252ZM94 251H95V253H94ZM141 251H142V254H141ZM161 251L163 252V254L166 253L165 256H167V257H165L161 253ZM196 251H197V254H195ZM89 252H91V253H89ZM7 253L9 255H7ZM62 253H66V255L65 254H62ZM84 253H85V255H84ZM148 253L150 255H148ZM173 253H175L177 256L175 254H173ZM183 253H184L185 256L183 255ZM68 254H70V259L67 258V257H69ZM88 254L89 255L92 254V255L89 256ZM116 255H118L119 257L116 256ZM120 255H121V257H120ZM180 255H182L181 257H183V258L178 257ZM217 255H219V257ZM77 256H79V257H77ZM169 256L175 257L176 259L175 258H171V257L169 258ZM220 256H221V258H220ZM63 257H64V259H68L69 261H66V260L64 261ZM147 257H149V258H147ZM216 257L219 258V259H221V260L217 259ZM5 258L7 259V261L5 260ZM116 258H117V260H116ZM144 258H146L148 260H151V261H148L146 259L144 261ZM58 259H60V260L58 261ZM82 259H84V260H82ZM86 259H88V260L85 261ZM173 259H174V262H171ZM218 261H220V263ZM1 262H0V264H2ZM33 262H32V264H35V262L34 263ZM139 262L133 263V264H138ZM141 263H139V264H141Z\"/></svg>",
  "mask_w": 264,
  "mask_h": 264
},
{
  "label": "bare ground",
  "instance_id": "6f19581e",
  "mask_svg": "<svg viewBox=\"0 0 264 264\" xmlns=\"http://www.w3.org/2000/svg\"><path fill=\"white\" fill-rule=\"evenodd\" d=\"M195 1V0H194ZM201 1V0H200ZM207 1V0H206ZM213 1V0H212ZM225 1V0H224ZM246 1V0H245ZM249 1V0H248ZM189 2V1H188ZM209 2V1H208ZM240 2H242V1H239V3ZM244 2V1H243ZM194 3V2H193ZM227 3V2H226ZM231 4H234V5H236V7H237V5H239L238 3L237 4H235V1H234V3H232V2H230ZM182 4V3H181ZM188 4V3H187ZM204 4V3H203ZM228 5H229V3H227ZM226 4V5H227ZM200 5V4H199ZM202 5V4H201ZM213 5V4H212ZM227 5V6H228ZM232 6V7H234L235 9H236V7L235 6ZM240 6H242L241 4H240ZM260 6V5H259ZM229 7H230V5H229ZM205 8V7H204ZM213 8V7H212ZM216 8H217V6H216ZM242 8V7H241ZM240 8V9H241ZM244 8V7H243ZM246 8H248V7H246ZM263 8V7H262ZM180 9V8H179ZM182 9V8H181ZM206 9V8H205ZM222 9V8H221ZM234 9V10H235ZM238 9H239V7H238ZM207 10V9H206ZM228 10V9H227ZM233 10V9H232ZM264 10V9H263ZM173 11V10H172ZM255 11V10H254ZM169 12V11H168ZM174 12V11H173ZM176 12V11H175ZM202 12V11H201ZM233 12H235V11H233ZM237 12V11H236ZM170 13V12H169ZM262 13V12H261ZM160 14V13H159ZM159 14L157 15V14H155V15H157V16H159ZM166 14V13H165ZM175 14V13H174ZM185 14V13H184ZM201 14H203V13H201ZM237 15H238V13H236ZM162 15V14H161ZM169 15H171V14H169ZM249 15V14H248ZM257 15H259V14H257ZM186 16H187V14H186ZM226 16V15H225ZM224 16V17H225ZM182 17V16H181ZM231 17V16H230ZM156 18H158V17H156ZM162 18V17H161ZM165 19H166V17H164ZM189 18V17H188ZM220 18V17H219ZM183 20V19H182ZM201 20V19H200ZM199 21V20H198ZM197 21V22H198ZM155 22H156V20H155ZM164 22V21H163ZM163 22H161V23H163ZM194 22V21H193ZM196 22V21H195ZM213 22V21H212ZM215 22V21H214ZM223 22V21H222ZM167 23V22H166ZM200 23H201V21H200ZM211 23V22H210ZM218 23V22H217ZM232 23V21L229 23V25ZM242 23H243V21H242ZM158 24V23H157ZM164 24H165V22H164ZM226 24H228V23H226ZM252 25L249 27V29H250V32H248L249 33V36H250V40H251V43H252V46L254 47V50H256L257 52H255V53H257V54H259V55H261V57H262V55H264V41H263V38H262V35L264 34V33H262V35L261 34H259L260 33V31H264V14H261L260 15V18L259 19H255V20H253L252 21V23H251ZM167 25H168V23H167ZM173 25H175V24H173ZM184 25V24H183ZM216 25V24H215ZM223 25V24H222ZM221 25V26H222ZM225 25V24H224ZM159 26V25H158ZM192 26V25H191ZM202 26V25H201ZM214 26V25H213ZM219 26V25H218ZM220 26V28L222 29L223 27H221ZM226 26V25H225ZM224 26V27H225ZM249 25H247V27H248ZM160 27H161V25H160ZM165 27V26H164ZM168 27V26H167ZM198 27H200V26H198ZM166 28V27H165ZM169 29H170V26L168 27ZM196 28V27H195ZM226 28V27H225ZM153 29V28H152ZM151 29V30H152ZM159 29V28H158ZM196 29H198V28H196ZM211 29V28H210ZM218 29H219V27H218ZM235 29V28H234ZM243 29V28H242ZM248 29V28H247ZM248 29V30H249ZM259 29H261L260 31H258ZM164 30V29H163ZM168 30V29H167ZM166 30V31H167ZM199 30V29H198ZM214 30V29H213ZM223 30V29H222ZM228 30V29H227ZM231 30V29H230ZM241 30V29H240ZM238 31V32H241V31ZM245 30V29H244ZM247 30V31H248ZM159 31V30H158ZM201 31H203V28H202V30L200 29V33H201ZM209 31V30H208ZM221 31V30H220ZM229 31V30H228ZM228 31H226V32H228ZM246 31V32H247ZM258 31V32H257ZM192 32H194V31H192ZM196 32V31H195ZM205 32V31H204ZM203 32V33H204ZM225 32V31H224ZM231 32V31H230ZM230 32H228V33H230ZM234 32H237V30L236 31H234ZM234 32H232L233 34V36H236L235 34H234ZM243 32V31H242ZM241 32V33H242ZM152 33V32H151ZM154 33V32H153ZM161 33V32H160ZM165 33V32H164ZM174 33V32H173ZM198 33V32H197ZM202 33V34H203ZM212 33V32H211ZM210 32H209V34H210V36L212 35ZM214 33H215V31H214ZM221 33H222V31H221ZM157 34V33H156ZM171 34V33H170ZM194 34V33H193ZM201 34V38H202V35ZM205 34H207V32H205ZM209 34H207L208 36H209ZM216 34V33H215ZM225 34V33H224ZM223 34V35H224ZM237 34V33H236ZM150 35V34H149ZM154 35V34H153ZM163 35L164 34H162V38H163ZM182 35V34H181ZM180 35V36H181ZM187 34H185V36H186ZM189 35V34H188ZM191 35V34H190ZM189 35V36H190ZM197 35V34H196ZM238 35V34H237ZM157 36V35H156ZM179 36V35H178ZM179 36V37H180ZM188 36V37H189ZM199 35H197V37H198ZM212 36H214V35H212ZM211 36V37H212ZM216 36V35H215ZM220 36V35H219ZM222 36V35H221ZM220 36V37H221ZM229 36V34H227L226 35V37H228ZM241 36V35H240ZM238 37V38H236V39H233V40H225V42H223V44H221V45H219V47L218 48H216V47H213V48H215V52L212 54L213 56H214V58L216 57V66L215 67H217V69H223L224 68V70H222L221 72H219V73H221L222 74V77L221 78H217V80H221V82H223V85H224V82H227L228 81V79H229V77L231 76V73L233 74V70H235V69H238V68H240L241 67V65H243V60L244 59H246L247 60V62H248V59H249V63H251V65H253V66H251L249 63V65L248 66H245L246 67V69H247V71H248V75L249 76H253V78L249 81V83L248 82H246V83H248L249 84V86H247V88H246V90H245V92H244V94L243 95H238V96H236L235 98H232L231 100H230V102H228V100L227 99H224L225 101V107H223V112L221 111V113H219V115H218V117L216 116V120L214 121V123L212 124V127L211 128H209L208 129V133H207V140H206V147L203 149L204 150V152L203 153H201V155H200V158H201V156H202V158H201V160H202V162L200 163L201 164V167H197V169H195L194 168V166H195V164L198 162V160H200L199 159V153H198V151H196L197 149H198V147H197V145L195 146V145H193L192 144V140L193 139H191L190 140V138H189V140L187 141L188 142V144H186V148H190L189 150H188V152H187V156L188 157H186L188 160H189V165H190V168L188 167V164H186V166L188 167V171L187 172H183L185 175H186V177H187V174H191V175H193V173H195V174H197V178H200V179H202V184H201V186H199V187H201L200 189L202 190H198V188L195 186V185H193V186H195L197 189H195V190H198V192L199 191H201L200 193H202V195H201V197L202 198H199V200L202 202V204H200L199 203V205H204L205 207H206V214H207V220H206V223L207 224H205V222H204V227L203 226H200L201 227V230H195V229H191L190 228V230L191 231H197L195 234H193V235H191V237H189V238H191V239H187V241L188 240H191V241H193L194 242V244H196V242L197 241H201L202 242V248H200V247H198V248H200V250H202V249H205V251L207 250V249H209L210 248V246H211V244L214 242V241H216L217 240V238H218V241H216V242H218L217 244H218V252H220V254H221V256H222V253H225V254H227V257H226V259H225V257L223 256V259L221 260V259H219V258H217V259H219V260H221V264H228V262H229V258H230V248H229V246H228V244L223 240V238H220L219 239V237H220V229H219V226H218V224L215 222V220H214V222L212 221V223L210 222V220L212 219V215H211V212L214 210V195H213V181H214V176H215V167H214V158H215V147H216V143H217V141H218V137H219V133H220V130H221V126L223 125V124H225L226 123V121L228 120V118L231 116V113L235 110V108L236 107H238V106H240L241 104H242V102L244 101V100H246V98L248 97V96H250L251 94H253L254 92H256V91H259V90H261V89H264V68H262V66H260L261 67V69H263V71H260V69H256V67H257V64H256V66H254L255 65V61H254V59H252V56H248V52L249 51H251V47H250V43H249V40L247 39V38H243V37ZM159 37V36H158ZM167 37V36H166ZM165 37V38H166ZM191 37V36H190ZM200 37V36H199ZM197 38V40L198 39H200V38ZM203 37H205L206 38V35L205 36H203ZM210 37V38H211ZM218 37V36H217ZM224 37H225V35H224ZM237 37V36H236ZM161 38V37H160ZM165 38H163V39H165ZM167 38H169V36L167 37ZM167 38L165 39V40H167ZM170 38H171V35H170ZM193 38V37H192ZM205 38H204V41H206V42H208L209 41V37H207L208 39L207 40H205ZM215 38V37H214ZM229 38V37H228ZM189 39V38H188ZM195 39H196V37H195ZM203 39V38H202ZM215 39H219V38H215ZM215 39H213L214 40V43H215ZM227 39V38H226ZM161 40V39H160ZM193 40V39H192ZM191 40V41H192ZM201 40V39H200ZM211 40V39H210ZM212 40V41H213ZM170 42L172 41V39L171 40H169ZM173 41L175 42V40L173 39ZM172 41V42H173ZM177 41V40H176ZM186 41H187V39H186ZM199 41V40H198ZM204 41H202L201 40V42H202V44L204 43ZM221 41H222V39H221ZM221 41H219V42H221ZM165 41H163V43H164ZM182 42V41H181ZM183 42H185L184 40H183ZM193 42V44H195V45H197V43H194V41H192ZM192 42H190V43H192ZM196 42V41H195ZM206 42H205V44H206ZM210 42V41H209ZM166 43H168V42H165V44L164 45H166ZM179 43V42H178ZM199 43V45H200V42H198ZM210 43H212V42H210ZM216 43H217V41H216ZM61 44V43H60ZM60 44H57V45H60ZM168 44H171V43H168ZM167 44V45H168ZM180 44V43H179ZM186 44V43H185ZM188 44H189V42H188ZM26 45V44H25ZM67 46L66 47H68V48H72V47H70V45H68V44H66ZM163 44H162V46H164ZM167 45H166V47H167ZM172 45H174V44H172ZM176 45V44H175ZM178 45V44H177ZM198 45V46H199ZM207 45H208V43H207ZM216 45V44H215ZM215 45H213V46H215ZM53 46V45H52ZM90 46V45H89ZM88 45H87V48L89 47ZM169 46H171V45H169ZM169 46H168V48L167 49H169ZM181 46H182V44H181ZM184 46V45H183ZM183 46H182V48H183ZM188 46V45H187ZM191 46V45H190ZM197 46V47H198ZM206 46V45H205ZM57 47V46H56ZM55 47V48H56ZM63 47V46H62ZM84 47V46H83ZM174 47V46H173ZM189 47V46H188ZM192 47V46H191ZM190 47V48H191ZM202 47V46H201ZM41 48V47H40ZM65 48V47H64ZM77 48V47H76ZM89 48H91V47H89ZM159 48V47H158ZM164 48H165V46H164ZM162 49V51L163 50H165V49ZM171 48H172V46H171ZM176 48H177V46H176ZM199 48V47H198ZM43 49V48H42ZM45 49V48H44ZM53 49H54V47H53ZM52 49V50H53ZM79 49V48H78ZM83 49H85L86 50V47L85 48H83ZM193 49V48H192ZM200 49V48H199ZM201 49H203V48H201ZM205 49V48H204ZM203 49V50H204ZM71 50V49H70ZM74 51H75V49H73ZM79 50H81L82 51V49H79ZM84 50V51H85ZM91 50V49H90ZM97 50V49H96ZM101 50H103V49H101ZM155 50H157V49H155ZM161 50V49H160ZM160 50H159V52H160ZM178 50V49H177ZM176 49H175V51H177ZM188 51L190 50L191 51V49H187ZM193 50H197V49H193ZM239 50H241L240 51V53H238L239 52ZM55 51V50H54ZM98 51V50H97ZM110 51V50H109ZM169 51V50H168ZM185 52H186V50H184ZM205 51V50H204ZM207 51V50H206ZM212 51H214V49L212 50ZM36 52H37V50H36ZM35 52V53H36ZM68 51H66V53H67ZM71 52H72V50H71ZM78 52V51H77ZM76 52V53H77ZM86 52H88L89 53V51H87L86 50ZM92 52H93V49H92ZM92 52H91V54H92ZM101 52V51H100ZM138 52V51H137ZM158 52V54L160 55V53ZM167 52V51H166ZM166 52H164L163 51V53H165L166 54ZM171 52H173V51H171ZM195 52V51H194ZM237 52V53H236ZM42 53H43V51H42ZM51 53V52H50ZM68 53H70V52H68ZM74 53V52H73ZM98 52H96V54H97ZM103 53V52H102ZM170 53V52H169ZM168 52H167V55L166 56H168V54H169ZM177 53H178V51H177ZM177 53H175V55L176 56H178L177 55ZM180 53V52H179ZM178 53V54H179ZM183 53V52H182ZM181 53V54H182ZM190 53V52H189ZM199 53H200V50H199ZM206 53H208V52H206ZM34 54V53H33ZM39 54V53H38ZM81 54V53H80ZM79 54V55H80ZM85 54V53H84ZM91 54H87V55H91ZM95 54V55H96ZM101 54V53H100ZM104 54V56H105V54L106 53H103ZM136 54V53H135ZM137 54H139V53H137ZM141 54V53H140ZM139 54V55H140ZM173 54H174V52H173ZM185 55H187V52L186 53H184ZM194 54V53H193ZM193 54H192V56H193ZM201 54H203V55H205V53H201ZM32 55V54H31ZM45 55H46V53H45ZM57 55V54H56ZM68 54H66L65 56H67ZM71 55V54H70ZM82 55V54H81ZM93 55H94V53H93ZM98 55V54H97ZM155 55H157V54H155ZM154 55V56H155ZM158 55V56H159ZM172 55V54H171ZM174 55V56H175ZM180 55V54H179ZM191 55V54H190ZM190 55H189V57H190ZM197 55V59H198V52L196 53L195 52V56ZM61 55L59 54V57H60ZM64 56V57H65ZM77 56V55H76ZM85 56H86V54H85ZM99 56V55H98ZM98 56H95V57H98ZM104 56H100V58L102 59V60H104L103 59V57ZM153 56V57H154ZM163 56H165V55H163ZM163 56L161 57L162 59H163ZM210 56V55H209ZM212 56V57H213ZM31 57V56H30ZM47 57V56H46ZM70 57V56H69ZM73 57H75V55L73 56ZM82 57H83V55H82ZM82 57H75V58H82ZM94 57V58H95ZM105 57H107V56H105ZM136 57V56H135ZM142 57V56H141ZM151 57V56H150ZM160 57V56H159ZM201 56H199V58H200ZM206 57V56H205ZM205 57H203L202 56V58H203V61H204V58ZM212 57H210V58H212ZM239 57H241V59H238ZM255 57V56H254ZM257 57H259L258 55L256 56V58ZM264 57V56H263ZM27 58H28V56H27ZM49 58V57H48ZM57 58V57H56ZM55 57L53 58V61H54V59H56ZM74 58V59H75ZM88 58H90V57H88ZM92 58V60L94 59L93 57H91ZM99 58V59H100ZM107 58H110V57H107ZM169 58V57H168ZM167 58V59H168ZM176 58V57H175ZM248 58V59H247ZM20 59V58H19ZM61 59V58H60ZM84 59L85 58H83V61H84ZM96 59V58H95ZM131 59V58H130ZM139 59V58H138ZM160 59V58H159ZM158 59V60H159ZM165 59H166V57H165ZM165 59L164 60H162V61H165ZM171 59V58H170ZM179 59V58H178ZM187 59H188V57H187ZM191 59V58H190ZM213 59V58H212ZM259 59H260V57H259ZM263 59V58H262ZM37 60V59H36ZM66 60V59H65ZM70 60V59H69ZM77 60V59H76ZM88 60V59H87ZM91 60V59H90ZM90 60H88V61H90ZM98 60V59H97ZM150 60V59H149ZM153 60V61H152ZM152 62H154V63H156V60L155 59H153L152 58ZM177 60V59H176ZM175 60V61H176ZM181 60V59H180ZM183 60V59H182ZM194 60V59H193ZM211 60V59H210ZM215 60V59H214ZM214 60H211V62L212 61H214ZM13 61H15V60H13ZM42 61H44V63H45V60H42ZM63 62H65L64 60H62ZM79 61V59L77 60V62ZM82 61V60H81ZM82 61V63H78V64H80V67H81V65L84 63V64H86L85 62H83ZM101 61V60H100ZM136 61V60H135ZM134 61V62H135ZM160 61V60H159ZM158 61V62H159ZM172 61H174V60H172ZM172 61H170V63L169 64H171V63H173ZM198 61H199V59H198ZM209 61V60H208ZM260 60H258V62H259ZM23 62V61H22ZM26 62V61H25ZM52 62V61H51ZM57 62H60V60L58 61V58H57V61H56V63ZM74 62H76V61H74ZM74 62H71L70 61V63H74ZM92 62V61H91ZM91 62H87V63H91ZM95 62H96V60H95ZM105 63H106V61H104ZM133 62V63H134ZM151 62V63H152ZM157 62V63H158ZM169 62V61H168ZM177 62H182V61H177ZM186 62H188L187 60L185 61V63ZM192 63H193V61H191ZM195 63H197L196 62V60L194 61ZM206 62V61H205ZM218 62V63H217ZM246 62V61H245ZM257 62V61H256ZM43 63V62H42ZM49 63H50V61H49ZM53 63V62H52ZM51 63V64H52ZM60 63H62V62H60ZM100 63H102L103 64V61L102 62H100ZM110 63V62H109ZM129 64H130V62H128ZM132 63V64H133ZM191 63V64H192ZM204 63V62H203ZM208 63V62H207ZM214 63V62H213ZM38 64V63H37ZM40 64H41V62H40ZM66 64H69L68 63V61L66 62ZM65 64V65H66ZM75 64V63H74ZM77 64V65H78ZM83 64V65H84ZM92 64V63H91ZM90 64V68H93V66H96V68H97V62H96V65H95V63L93 64V65H91ZM107 64V63H106ZM153 64V63H152ZM161 64V63H160ZM160 64H159V66H160ZM163 64V63H162ZM162 64H161V66H162ZM168 64V65H169ZM174 64V66H175V70L177 69V67H176V65H175V63H173ZM172 64V65H173ZM177 64V63H176ZM181 64V63H180ZM183 64V63H182ZM188 64V63H187ZM209 64L210 65H213L212 63H210L209 62ZM39 65V64H38ZM125 65H127V63L125 64ZM151 65V64H150ZM154 65V64H153ZM153 65H151V66H153ZM156 65V64H155ZM165 65V64H164ZM178 65V64H177ZM198 65V64H197ZM202 65V64H201ZM201 65H199V66H201ZM244 65H247V63L246 64H244ZM243 65V66H244ZM55 66V65H54ZM61 66H63V63H62V65ZM67 66H69L70 67V65H66V67ZM75 67H76V65H74ZM89 66V65H88ZM166 66V65H165ZM174 66H171L172 68L174 67ZM184 66H186L185 64H184ZM190 66V65H189ZM194 66H195V64H194ZM198 66V67H199ZM202 66H204V65H202ZM213 66V67H214ZM18 67V66H17ZM42 67V66H41ZM64 68H65V66H63ZM72 67V66H71ZM70 67V68H71ZM101 67V66H100ZM100 67H98L99 69H100ZM128 67V66H127ZM130 67V66H129ZM167 67V66H166ZM168 67H170V66H168ZM180 67H182V65L180 66ZM187 67H188V65H187ZM193 68V65L192 66H190L189 68ZM205 67V66H204ZM209 67H211V66H209ZM212 67V68H213ZM14 68H16L15 66H14ZM55 68V67H54ZM61 68V67H60ZM64 68H62V70H60V71H64L65 69ZM78 68H79V66H78ZM82 68V67H81ZM90 68H88V69H90ZM96 68H95V70H96ZM116 68V67H115ZM124 68V67H123ZM126 68V67H125ZM155 68V67H154ZM157 68V67H156ZM159 68V67H158ZM157 68V69H158ZM191 68V69H192ZM208 68V65H207V67H206V69ZM64 69V70H63ZM72 69V68H71ZM83 69V68H82ZM81 69V70H82ZM85 69L86 68H84V71H85ZM101 69H103V68H101ZM106 69V68H105ZM122 69V68H121ZM157 69H155L154 71H156ZM164 69V68H163ZM162 69V70H163ZM167 69V68H166ZM169 69V68H168ZM167 69V70H168ZM171 69V68H170ZM174 69V68H173ZM186 69V68H185ZM191 69H188V70H190V72H191ZM206 69H204L203 68V70H205V71H207ZM210 69V68H209ZM208 69V70H209ZM241 69H243V68H241ZM245 69V68H244ZM245 69V70H246ZM46 70H48L49 71V69L47 68ZM50 70H52V71H49V73H50V75L52 74L51 72H53V73H56L57 71H58V69H57V71L56 72H54V69L52 68V69H50ZM67 70H70L69 68L67 69ZM73 70H74V68H73ZM75 70H77V69H75ZM94 70V69H93ZM146 70V69H145ZM161 70V69H160ZM174 70V71H175ZM182 70V69H181ZM187 70V71H188ZM194 70V69H193ZM197 70V69H196ZM198 70H199V68H198ZM201 70H202V68H201ZM213 69H211L210 71H212ZM71 71V70H70ZM78 71V70H77ZM77 71H74V73L73 74H75V72H77ZM79 71H80V69H79ZM84 71H83V73H84ZM88 71V70H87ZM132 71V70H131ZM150 71V70H149ZM152 71H153V69H152ZM158 71V70H157ZM155 72V74L156 73H159V72ZM165 71V70H164ZM179 71V70H178ZM178 71H177V73H178ZM186 71V70H185ZM195 71V70H194ZM219 71V70H218ZM218 71H214V72H217L218 73ZM14 72H15V70H14ZM13 72V73H14ZM19 72V71H18ZM46 72V71H45ZM73 72V71H72ZM82 72V71H81ZM81 72H80V74H81ZM86 72V71H85ZM89 72H91V69H90V71ZM93 72V71H92ZM104 72V71H103ZM125 72V71H124ZM134 72V71H133ZM173 72V71H172ZM172 72H170V73H172ZM181 72V71H180ZM179 72V73H180ZM182 72H184V69H183V71ZM189 72V73H190ZM196 72V71H195ZM243 72V71H242ZM48 73V72H47ZM48 73V74H49ZM61 73H63V72H61ZM88 73V72H87ZM100 73H102V71H100ZM126 73V72H125ZM154 73V72H153ZM153 73H152V75H153ZM161 73H162V71H161ZM164 73V72H163ZM163 73L161 74L162 76H164L163 75ZM167 73V72H166ZM201 73V72H200ZM206 73V72H205ZM205 73H203V74H205ZM241 73V72H240ZM247 73V72H246ZM17 74V73H16ZM43 74H46V73H43ZM69 74V73H68ZM72 73L70 74V77H73L74 78V75H73ZM78 74V73H77ZM79 74V75H80ZM86 74V73H85ZM90 74H92V73H90ZM90 74H88L89 75V77H90ZM160 74V73H159ZM183 74H185V73H183ZM196 74V73H195ZM198 74H199V72H198ZM198 74H196V76L198 75ZM207 74V73H206ZM208 74H209V71H208ZM237 74H239V71H238V73ZM12 75V74H11ZM15 75V74H14ZM60 75V74H59ZM58 75V76H59ZM63 75V77H66L65 76V74H62ZM71 75H73V76H71ZM76 76V80H75V82L76 81H78L77 83V85H80V83H82L81 81L82 80H85V78L83 77V75L82 76ZM88 75H87V77H88ZM94 75V74H93ZM99 75H101V74H99ZM104 75V74H103ZM102 75V76H103ZM127 75V74H126ZM151 75V74H150ZM149 75V76H150ZM174 75H175V72H174ZM179 75H182V74H179ZM188 75V74H187ZM190 75H192V73L190 74ZM213 75V74H212ZM234 75V74H233ZM243 75H244V73H243ZM243 75H242V77H243ZM43 76V75H42ZM46 76H49V75H47L46 74ZM54 76V75H53ZM57 76V77H58ZM92 76V75H91ZM95 76V75H94ZM93 76V77H94ZM124 76V75H123ZM131 76V75H130ZM157 76V75H156ZM168 76V75H167ZM166 76V77H167ZM172 76V75H171ZM185 76V75H184ZM193 76V75H192ZM196 76H193V77H196ZM208 76H211V75H208ZM215 76V75H214ZM219 76V75H218ZM241 76V75H240ZM246 76V75H245ZM50 78L52 77V76H49ZM57 77H55V78H57ZM88 77V79L87 80H92V79H90ZM97 77H100V76H97ZM118 77H120V76H118ZM117 77V78H118ZM126 77V76H125ZM129 77V76H128ZM134 77H135V75H134ZM151 77V76H150ZM149 77V78H150ZM165 76H164V78H166ZM173 77V76H172ZM182 77V76H181ZM181 77H179V78H181ZM190 77V76H189ZM189 77H187V78H189ZM202 77H204V75H202ZM207 77V76H206ZM233 77V79H234V76H232ZM238 77V76H237ZM246 77H248V76H246ZM9 78V77H8ZM11 78H13V76H11ZM58 78H61V77H58ZM57 78V79H58ZM92 78V77H91ZM100 78H102V77H100ZM99 78V79H100ZM104 78V77H103ZM116 78V79H117ZM133 78V77H132ZM153 78H154V76H153ZM168 78V77H167ZM166 78V79H167ZM174 78V77H173ZM176 78H178V77H176ZM183 78V77H182ZM208 78V77H207ZM206 78V79H207ZM212 78V77H211ZM216 78H214V79H216ZM10 79V78H9ZM13 79H16V77L15 78H13ZM20 79V78H19ZM43 79L45 80V78L43 77ZM62 79V78H61ZM67 79H68V77H67ZM66 79V80H67ZM113 79V78H112ZM115 79V80H116ZM151 79H152V77H151ZM159 79H160V77H159ZM166 79H162L163 81L164 80H166ZM171 79V78H170ZM175 79V78H174ZM185 79V78H184ZM232 79V80H233ZM243 79V78H242ZM250 78H248V80H249ZM18 80V79H17ZM21 80V79H20ZM53 80H55L54 78H53ZM58 80H60V79H58ZM58 80H56V82H55V84L57 83V81ZM70 80H71V78H70ZM74 80V79H73ZM93 80H94V78H93ZM150 80V79H149ZM182 80V79H181ZM187 80V79H186ZM190 80V79H189ZM208 80V79H207ZM212 80V79H211ZM231 80V81H232ZM235 80V79H234ZM233 80V81H234ZM241 80V79H240ZM247 80V78H246V81H248ZM12 81V80H11ZM16 81V80H15ZM42 81V80H41ZM49 80H48V77H47V82H48ZM114 81V80H113ZM117 82L119 81V79L118 80H116ZM153 81V80H152ZM159 81V80H158ZM157 81V82H158ZM163 81H160V82H163ZM168 81V80H167ZM180 81V80H179ZM188 81V80H187ZM230 80L228 81V82H231ZM233 81H232V83H233ZM238 81V80H237ZM9 82H10V80H9ZM21 82H22V80H21ZM20 82V83H21ZM47 82H46V85H47ZM59 82H64V81H59ZM70 82H72V81H70ZM75 82H73L74 83V85L75 86H77L76 85V83ZM85 82V81H84ZM92 82V81H91ZM90 82V83H91ZM96 83H97V81H95ZM120 82V81H119ZM118 82V83H119ZM132 82V81H131ZM156 82V83H157ZM171 82V81H170ZM178 82V81H177ZM186 81H184V84H186L185 83ZM208 82H210L209 80H208ZM215 82V81H214ZM227 82V83H228ZM235 82V81H234ZM6 83V82H5ZM16 83H18L19 84V82H15V85H16ZM45 82H43L42 81V84H43V86L45 85L44 84ZM53 83H54V81H53ZM72 83V84H73ZM104 83V82H103ZM116 82L114 81V83L113 84H115ZM121 83V82H120ZM134 83H136V81L134 82ZM134 83H132V85L134 84ZM153 83V82H152ZM164 83V82H163ZM169 82H167V83H165V84H168ZM181 83H183V81L181 82ZM219 83V82H218ZM218 83H217V85L216 86H218ZM238 83V82H237ZM243 83V82H242ZM7 84H8V86L9 85H11V83L9 84L8 82H7ZM14 84V83H13ZM52 83H50V85H51ZM58 84V86H59V83H57ZM64 83H62V84H60V85H63ZM66 84V83H65ZM71 84V85H72ZM92 84H93V82H92ZM122 84V83H121ZM125 84V83H124ZM124 84H123V86H124ZM126 84H128V83H126ZM125 84V85H126ZM130 84V83H129ZM171 83H169V85H170ZM188 84H189V82H188ZM215 84V83H214ZM226 84V83H225ZM235 84H236V82H235ZM5 85V84H4ZM15 85H13L14 86V89H15V87H18V86H15ZM45 85V86H46ZM54 85V84H53ZM53 85H52V87H53ZM85 85V84H84ZM87 85V84H86ZM94 85V84H93ZM95 85H97V84H95ZM101 85V84H100ZM99 85V86H100ZM109 85V84H108ZM131 85V86H132ZM141 85V84H140ZM156 85V84H155ZM158 85H159V83H158ZM160 85L162 86V84L160 83ZM160 85H159V87H160ZM173 85V84H172ZM174 85H176V84H174ZM205 85H206V83H205ZM227 85V84H226ZM230 85V84H229ZM244 85H245V82H244ZM7 86V87H8ZM42 86V87H43ZM44 86V87H45ZM57 86V85H56ZM64 86V85H63ZM88 86V85H87ZM90 86H91V84H90ZM112 86V85H111ZM134 86H136V85H134ZM141 86H143V85H141ZM140 86V87H141ZM151 86L153 87L154 85L153 84H151ZM177 86V85H176ZM181 87V85H180V83H179V85L177 86V87ZM201 86V85H200ZM221 86H222V84H221ZM221 86L220 87H218V89L219 88H221ZM232 86V85H231ZM4 87V86H3ZM11 87V86H10ZM9 87V88H10ZM40 87V86H39ZM61 87V86H60ZM60 87H58L57 89H58V91L56 92V93H58L60 90H59V88ZM65 87V86H64ZM64 87H62V89L64 88ZM79 87V86H78ZM78 87H77V89H78ZM81 87V86H80ZM84 87V86H83ZM86 87V86H85ZM84 87V88H85ZM93 87V86H92ZM94 87H96V86H94ZM115 86H113V88H114ZM116 87H118V85H116ZM119 87H120V85H119ZM125 87V86H124ZM152 87H150V88H152ZM170 87H172V86H170ZM184 87V86H183ZM189 87V86H188ZM204 87V86H203ZM207 89H208V87L207 86H205ZM213 87V86H212ZM223 87V86H222ZM229 87V86H228ZM239 87V86H238ZM245 87V86H244ZM5 88V87H4ZM21 88V87H20ZM19 88V89H20ZM50 88V87H49ZM87 88V87H86ZM127 88V87H126ZM126 88L124 89V90H126ZM129 88V87H128ZM131 88V87H130ZM143 88V87H142ZM149 88V89H150ZM155 88V87H154ZM152 89V91L153 90H155V89ZM164 88H165V86H164ZM168 88H169V86H168ZM167 88V89H168ZM185 88V87H184ZM183 88V89H184ZM195 88V87H194ZM209 88H210V86H209ZM214 88V87H213ZM216 88V87H215ZM237 88V87H236ZM235 87L234 88H230V89H236ZM8 89V88H7ZM11 89V88H10ZM38 89V88H37ZM47 89V88H46ZM45 89V90H46ZM53 89V88H52ZM61 89V88H60ZM72 89V88H71ZM81 89H82V87H81ZM115 89V88H114ZM113 89V90H114ZM132 89V88H131ZM159 89V88H158ZM157 89V90H158ZM161 89L162 88H160V92H162L161 91ZM166 89V88H165ZM173 89V88H172ZM171 89V90H172ZM178 90H180L179 88H177ZM183 89H181V90H183ZM189 89V88H188ZM192 89V88H191ZM212 89V88H211ZM240 89V88H239ZM11 90H13V89H11ZM16 90V89H15ZM18 90V89H17ZM36 90V89H35ZM43 90V89H42ZM42 90H40L41 92H42ZM54 90V89H53ZM52 90V91H53ZM64 90V89H63ZM67 90H68V88H67ZM73 90V89H72ZM71 90V91H72ZM79 90H80V88H79ZM84 90V89H83ZM112 90V89H111ZM112 90V91H113ZM119 90H121V89H119ZM118 90V91H119ZM124 90H123V92L122 93H124ZM130 90V89H129ZM145 90V89H144ZM156 90V91H157ZM163 90V89H162ZM174 90V89H173ZM190 90V89H189ZM201 90V89H200ZM224 90V89H223ZM226 90H227V88H226ZM228 90H229V88H228ZM39 91V92H40ZM47 91V90H46ZM45 91V92H46ZM54 91H56V88H55V90ZM86 93H87V91L86 90H84ZM111 91V92H112ZM122 91V90H121ZM133 91V90H132ZM136 90H134L133 92H135ZM140 91H143V90H141L140 89ZM150 91V90H149ZM151 91V92H152ZM204 91V90H203ZM210 91H212V90H210ZM221 91H222V89H221ZM244 91V90H243ZM6 92V91H5ZM34 92V91H33ZM44 92V93H45ZM49 92V91H48ZM61 92V91H60ZM82 92V91H81ZM114 92L116 93V90L115 91H113V94H114ZM137 92V91H136ZM135 92V93H136ZM160 92H159V94H160ZM165 92H166V90H165ZM172 92H174V91H172ZM175 92H177V91H175ZM174 92V94H176ZM195 92H198V90L197 91H195ZM195 92H191L192 94H194ZM209 92V91H208ZM215 92H217V91H215ZM228 92H230V90L228 91ZM242 92V91H241ZM43 93V92H42ZM50 93L51 92H49V95H50ZM85 93V94H86ZM109 93V92H108ZM118 93V92H117ZM116 93V94H117ZM119 93H120V91H119ZM146 93V92H145ZM150 93V92H149ZM148 93V94H149ZM153 93V92H152ZM156 93L157 92H154V95H153V97H156L155 95H156ZM168 93H170V92H168ZM179 93V92H178ZM177 93V94H178ZM202 93H204V92H202ZM221 93V95L223 94V93H225L224 91H223V93L222 92H220ZM219 93V94H220ZM235 93H237V92H235ZM238 93H239V91H238ZM31 94H33V93H31ZM37 94V93H36ZM64 94V93H63ZM79 94V91L77 90V91H75V90H73L72 91V94H71V96L73 97V96H76V97H78L77 95ZM84 94V95H85ZM113 94H111V96H113ZM125 94V93H124ZM141 94H143L142 92H141ZM147 94V93H146ZM171 95H172V93H170ZM183 94V93H182ZM206 94V93H205ZM204 94V95H205ZM217 94H218V92H217ZM35 94H33V96L32 95H30V96H32V97H34L35 98V96H34ZM42 95V94H41ZM44 95V94H43ZM42 95V103H44L45 105H47V104H49V103H45V100H44V98H45V96L47 95H45V96H43ZM84 95H82V96H84ZM119 95V94H118ZM120 95H123V94H120ZM162 95H163V97H164V94L162 93ZM162 95H158L159 97L160 96H162ZM179 95V94H178ZM188 96L189 94H186L185 93V96ZM200 95H203V94H200ZM207 95V94H206ZM221 95H220V97H221ZM228 95H230V94H226L225 96H228ZM237 95V94H236ZM39 96V95H38ZM61 96V95H60ZM64 96V95H63ZM66 97H67V95H65ZM64 96V97H65ZM71 96H69V97H71ZM100 97H101V94L99 95ZM103 96H105V95H103ZM117 95H115V97H116ZM133 96V95H132ZM138 96V95H137ZM149 96V95H148ZM158 96L156 97V99H159L158 98ZM166 96V95H165ZM168 96V95H167ZM170 96V95H169ZM174 96V95H173ZM177 96V95H176ZM192 96V95H191ZM194 96V95H193ZM208 96H209V94H208ZM224 96V98H226ZM232 96H234V95H232ZM37 97V96H36ZM44 97V98H43ZM46 97H48V96H46ZM50 97V96H49ZM51 97H55V102H56V96H55V92L53 93V95L51 96ZM107 97V99L109 98V96L107 95L106 96ZM106 97H103L104 98V100H102L101 98H96L97 100L95 101V104L97 105L96 107H97V109L99 110V109H101V107H102V105L104 104L103 102H107V99H106ZM114 97V99L116 100V98ZM119 97V96H118ZM118 97H117V99H118ZM123 97V96H122ZM139 97V96H138ZM138 97H136V98H138ZM152 97V98H153ZM171 97V96H170ZM189 97H190V95H189ZM202 97V96H201ZM210 97H212V94L210 93ZM214 97V96H213ZM216 97H218V96H216ZM17 98V97H16ZM37 98H40V96L39 97H37ZM60 98H62V96L60 97ZM59 98V99H60ZM82 99V97H79V99ZM91 98V97H90ZM120 98V97H119ZM131 98V97H130ZM141 98H142V96H141ZM166 97H164V99H165ZM172 98V97H171ZM176 98V97H175ZM177 98H179V97H177ZM186 98V97H185ZM192 98V97H191ZM195 97H193L192 99H194ZM219 98V97H218ZM24 99V98H23ZM22 99V100H23ZM41 99V98H40ZM40 99H38V100H40ZM46 100H47V98H45ZM57 99H58V97H57ZM58 99V100H59ZM71 99V98H70ZM73 99H75V97H73ZM72 99V100H73ZM77 99V98H76ZM79 99H77V100H79ZM94 99V98H93ZM168 99V98H167ZM166 99V100H167ZM174 99V98H173ZM172 99V100H173ZM182 99V98H181ZM187 99H190V98H187ZM230 99V98H229ZM48 100L50 101V99L48 98ZM47 100V101H48ZM57 100V101H58ZM69 100V99H68ZM67 100V101H68ZM112 100H113V98H112ZM114 100V101H115ZM120 100H121V98H120ZM133 100H135V99H133ZM139 100V99H138ZM142 101L143 100H145L144 99V97H143V99H141ZM152 100V99H151ZM178 100H180V99H178ZM183 100V99H182ZM195 100V99H194ZM206 100H207V98H206ZM264 100V92H261V93H258V94H256V95H254L244 106H243V109H246V108H248V107H254L255 105H257V104H259V103H261V101H263ZM48 101V102H49ZM53 101V100H52ZM52 101H51V103H52ZM59 101H63L64 102V100H59ZM82 101H83V99H82ZM109 101V100H108ZM131 101V100H130ZM129 101V102H130ZM147 101H148V99H147ZM154 101H156L155 99L153 100V102ZM168 101V100H167ZM176 102H178L177 100H175ZM185 101V100H184ZM188 101V100H187ZM191 101H193V100H191ZM190 101V102H191ZM197 101H198V99H197ZM196 101V102H197ZM201 101V100H200ZM208 101V100H207ZM217 101H219V100H217ZM226 101L228 102V103H230L229 105H226ZM25 102V101H24ZM38 102H40V101H38ZM37 102V103H38ZM55 102H53V104L55 103ZM69 102V101H68ZM74 102H76V100L74 101ZM78 102V101H77ZM80 102V101H79ZM116 102H117V100H116ZM145 102V101H144ZM157 102V101H156ZM180 102V101H179ZM188 103V104H190L191 105V103ZM14 103H16V102H14ZM29 103H30V101H29ZM65 103V102H64ZM67 103V102H66ZM73 103V102H72ZM81 103V102H80ZM79 103V104H80ZM111 102H108V104H110ZM140 103V102H139ZM146 103V102H145ZM148 103H150V101L148 102ZM166 103V102H165ZM193 103V102H192ZM199 103V102H198ZM201 103V102H200ZM220 103V102H219ZM12 104V103H11ZM17 104H19V102L18 103H16V105ZM22 104H24L23 102H22ZM31 104H32V102H31ZM68 105H70L69 103H67ZM78 104V105H79ZM84 104H86V103H84ZM91 104V103H90ZM106 104V103H105ZM104 104V105H105ZM117 104V103H116ZM131 103H129V105H130ZM133 104V103H132ZM180 104V103H179ZM179 104H177L178 106H179ZM185 104V103H184ZM187 104V105H188ZM194 104H196L195 102H194ZM193 104V105H194ZM206 104V103H205ZM13 105V104H12ZM15 105V104H14ZM13 105V106H14ZM14 106V108H12L11 107V109H10V111H8L7 113H5L4 114V111H2L3 112V115L1 116L0 115V148H2L3 147V145L5 144L6 145V142H10L11 143V141H12V139L15 137V139L16 138H18V139H21L22 141H23V139L24 138H27V139H30V140H33V142L31 143V144H33V148H34V150H36L37 148H39V150L41 151V153H43L42 151H43V149H45L43 146H44V144H46V143H48L49 141H53L55 138H59L60 140V142L61 143H63L64 142V140L63 139H65L66 138V136H67V134H68V131H70V130H72L73 128H74V130L76 129L75 128V125H73L74 123H76L77 121L76 120H74L73 118L74 117H72V116H66V117H61L60 119L57 117V113L55 112V110H54V108H53V110L54 111H51L52 113H50V114H46L47 116H45V114L43 115L42 113H44L42 110V112H41V114L40 113H38V111H37V107H36V111H37V114H35V111L34 110H32V111H34L33 113V117L32 118H29V117H27L26 115H24V112L26 111V109H25V111L24 112H22V109H19V108H21V106L19 105V106ZM25 105V104H24ZM24 105H22V107L24 106ZM36 105V104H35ZM39 106L41 105V104H38ZM51 105V104H50ZM66 105V104H65ZM107 105V104H106ZM128 105V106H129ZM150 105V104H149ZM154 105V103L151 105V107ZM156 105V104H155ZM168 105V104H167ZM183 105V104H182ZM201 105V104H200ZM223 105V104H222ZM27 106V105H26ZM37 106V105H36ZM53 106V105H52ZM51 106V107H52ZM63 106V105H62ZM61 106V107H62ZM86 106H88V104L86 105ZM132 106V105H131ZM131 106H129L128 108H130ZM147 106V105H146ZM159 106V105H158ZM169 106H170V108H171V105H170V101H169ZM173 106V105H172ZM178 106H176V107H178ZM185 105H183V107H184ZM189 106V105H188ZM187 106V107H188ZM196 106H198V105H196ZM196 106H194V107H196ZM28 107V106H27ZM30 107V106H29ZM28 107V108H29ZM48 107H50V106H47V109H49ZM56 107V106H55ZM59 107H60V105H59ZM58 107V108H59ZM60 107V108H61ZM64 107V106H63ZM82 107H84V106H82ZM103 107H105L106 108V106H103ZM109 106H107V108H108ZM112 107H113V105H112ZM112 107H110V108H112ZM133 107V106H132ZM176 107H175V109H176ZM191 107V106H190ZM193 107V108H194ZM208 107V106H207ZM219 107V106H218ZM220 107H221V105H220ZM24 108V107H23ZM26 108V107H25ZM57 108V109H58ZM88 108H90L89 106H88ZM109 108V109H110ZM164 108H166V107H164ZM182 108V107H181ZM180 108V109H181ZM192 108V109H193ZM12 109L14 110V111H12ZM34 109H35V107H34ZM38 109H39V107H38ZM51 109V108H50ZM62 109V108H61ZM93 109H95V111L97 110L96 108H93ZM104 109V108H103ZM144 109V108H143ZM143 109H139V112L141 111V110H143ZM163 108L161 107V111H163L162 110ZM168 109V108H167ZM175 109H174V112H175ZM184 109H187L186 108V106H185V108H183V111H184ZM191 109V108H190ZM211 109V108H210ZM219 109V108H218ZM40 110V109H39ZM90 110V109H89ZM111 110V109H110ZM138 110V109H137ZM147 110V109H146ZM197 110V109H196ZM220 110H222V108H220ZM7 111V110H6ZM50 111V110H49ZM81 111V110H80ZM88 111V110H87ZM104 111H105V109H104ZM107 111V110H106ZM173 110H172V108H171V112H172ZM180 111V110H179ZM178 110H177V112H179ZM189 111V110H188ZM199 111V110H198ZM40 112V111H39ZM48 112V111H47ZM63 112V111H62ZM69 112V111H68ZM89 112V111H88ZM91 112H93L92 110H91ZM102 112L103 111H101L100 113H98V112H96L94 115H92V123H90V127H91V132H90V134L92 133V131L94 132V130H97V128H99L100 126H101V124L103 123V119H104V117H102L103 115H102ZM124 112V111H123ZM132 112V111H131ZM135 112H137V111H135ZM149 112V111H148ZM169 112H170V110H169ZM182 111H180L179 113H181ZM190 112V111H189ZM195 112V111H194ZM31 113V112H30ZM29 113V114H30ZM120 113V112H119ZM143 113V112H142ZM147 113V112H146ZM154 113V112H153ZM173 113V112H172ZM172 113H169L170 114V117H171V114ZM187 112H185V114H186ZM192 113H193V111H192ZM198 113V112H197ZM1 114V113H0ZM28 114V115H29ZM63 114V113H62ZM76 114V113H75ZM79 114H80V112H79ZM88 114V113H87ZM106 114V113H105ZM121 114V113H120ZM140 114H141V112H140ZM151 114V113H150ZM177 114V113H176ZM185 114H183V115H185ZM196 114V113H195ZM41 115H43V116H45L46 118H44L43 116H41ZM65 115V114H64ZM72 115L74 116V114H73V112H72ZM77 115H78V113H77ZM76 115V116H77ZM83 115V114H82ZM81 115V116H82ZM86 115V114H85ZM126 115V114H125ZM144 115H145V113H144ZM144 115H142V116H144ZM154 115H155V113H154ZM159 115V114H158ZM165 115H167V114H165ZM192 115V114H191ZM197 115V114H196ZM204 115V114H203ZM214 115V114H213ZM30 116V115H29ZM80 116V115H79ZM105 116V115H104ZM130 116V115H129ZM160 116V115H159ZM159 116H158V118H159ZM169 116V115H168ZM161 117V116H160ZM173 117V116H172ZM186 117H190V115L187 113V115H186ZM185 116H184V121H185V119H187ZM88 118V117H87ZM125 118V117H124ZM147 118V117H146ZM162 118V117H161ZM167 118H169V117H167ZM177 118H178V116H177ZM181 118V117H180ZM195 117L194 116H192V118H190L189 120L187 119L186 121H191V122H189V123H194V122H192V120L194 119ZM204 118H206V117H204ZM76 119V118H75ZM85 119V118H84ZM106 119V118H105ZM126 119V118H125ZM127 119H128V117H127ZM144 119V118H143ZM142 119V120H143ZM163 119V118H162ZM176 119V118H175ZM181 119H183V118H181ZM181 119H178V120H181ZM197 119V118H196ZM212 119V118H211ZM48 120H53V123L52 124H48L47 123V121ZM83 120V119H82ZM87 120V119H86ZM148 120H150V119H148ZM166 120V119H165ZM80 121V120H79ZM88 121V120H87ZM107 121V120H106ZM106 121H105V124H106ZM115 121V120H114ZM128 121V120H127ZM164 121V120H163ZM163 121L161 122L162 124H163ZM174 121V120H173ZM184 121H182V122H184ZM194 121V120H193ZM84 122H86V121H84ZM83 122V123H84ZM89 122V121H88ZM124 122V121H123ZM166 122V121H165ZM50 123V122H49ZM151 123V122H150ZM168 123V122H167ZM176 123V122H175ZM185 123V122H184ZM206 123H207V121H206ZM80 124V123H79ZM85 124V123H84ZM104 124V125H105ZM125 124V123H124ZM139 124V123H138ZM177 124H178V122H177ZM183 124V123H182ZM66 125H68V128L66 127ZM69 125H72L73 126V128H71V126H69ZM76 125H78V124H76ZM83 125V124H82ZM108 125V124H107ZM107 125H105L106 126V128H107ZM109 125H111V124H109ZM113 125H115V123L113 124L112 123V127H113ZM172 125V124H171ZM186 125V124H185ZM187 125H188V122H187ZM191 125V124H190ZM200 125H203V124H200ZM84 126V125H83ZM105 126L103 127V124H102V127H103V129L105 128ZM123 126V125H122ZM134 126V125H133ZM167 126V125H166ZM166 126H164V128L166 127ZM64 127H66V131H64L62 134L60 133V131L64 128ZM115 127V126H114ZM198 127H200V126H198ZM197 127V128H198ZM108 128H109V126H108ZM133 128V127H132ZM145 128V127H144ZM177 128V127H176ZM176 128H174V129H176ZM196 128V129H197ZM82 129V128H81ZM102 129V128H101ZM100 129V130H101ZM110 129H112V128H110ZM139 129V128H138ZM137 129V130H138ZM146 129V128H145ZM168 129V128H167ZM166 129V130H167ZM74 130L71 132V133H75L74 132ZM80 130V129H79ZM83 130V129H82ZM90 130V129H89ZM99 130V131H100ZM113 130V129H112ZM116 130V129H115ZM128 129H126V131H127ZM143 130V129H142ZM147 130V129H146ZM161 130V129H160ZM199 130V129H198ZM102 131V130H101ZM103 131H105V130H103ZM107 131H108V129H107ZM106 131V132H107ZM118 131V130H117ZM120 131H122L121 130V128H120ZM140 131V130H139ZM158 131V130H157ZM168 131V130H167ZM173 131V130H172ZM178 131V130H177ZM83 132V131H82ZM85 132H87V131H85ZM116 132V131H115ZM137 132L138 131H136L135 130V128H133L132 130H131V127H130V130L129 131H127L126 132V134H124V132H123V139H122V146H121V149H118L116 152H114V154H111V157L108 159V161L106 162V166H105V172H104V180H105V182L104 183H106V185L110 188V189H112V193H114L115 195H116V197L118 198V200H119V205H118V207H116V208H114V209H116V210H113V211H116L115 213L114 212H112V213H114L113 215H110L111 217L110 218H106V221H105V223L104 222H102L103 223V226H101L100 225V227H101V230L99 231V229H98V232L100 233L99 235L100 236H96V237H101V244H103L104 245V247L105 246H111V247H113L114 249H115V252L117 253V252H119V251H121V252H123L124 251V249H125V254H124V260L122 259V262H123V264H133V263H137V262H139V260H141V256L142 257H144L146 254H144V256L143 255H141L140 256V253H139V250H138V247H135V245H137V244H135V245H129V246H127V243L128 242H130L132 239H134L135 240V238L137 237V235H141V233H142V231L141 230H143V227L144 226H148V225H150V224H152V226L153 225H155L156 226V228H158V230H159V228L162 226V221L165 219V216H167V215H165L166 213H168L167 212V209L166 208H168V206L167 205H164V203L161 201V192H160V190H161V186H162V189H163V185H162V183L160 182V180H161V177L159 178V179H157V176H156V174H155V176H154V174H152V172L148 169V167H142V165H144L143 163H141L142 162V160L141 159H143L142 157H140V160L141 161H139L142 165L141 166H139V163H137L138 161H137V158H138V156H140L141 155V153H140V155L135 151V148H136V146H139L138 148H142V149H144V154H145V152H147V151H151L152 149H156L158 146L156 145H154V146H151V142H144V140L142 141V142H140V136L138 137V135H139V133L137 134ZM150 132V131H149ZM160 132V131H159ZM169 133H170V131H168ZM80 133H81V131H80ZM79 132H78V134H80ZM84 133V132H83ZM89 133V132H88ZM100 133V132H99ZM102 133V132H101ZM105 133V132H104ZM103 133V134H104ZM110 133V132H109ZM114 132H112V134H113ZM142 133V132H141ZM169 133H167V134H169ZM76 134V133H75ZM90 134H88V136L90 135ZM96 134V133H95ZM97 134H98V131H97ZM97 134L95 135V136H97ZM107 134H108V132H107ZM117 134H118V132H117ZM120 134V133H119ZM157 134V133H156ZM163 134V133H162ZM167 134H164V135H166V136H168ZM171 134H172V132H171ZM171 134H169V135H171ZM72 135V134H71ZM74 135V134H73ZM72 135V136H73ZM121 135V134H120ZM119 135V136H120ZM160 135V134H159ZM176 134H174L173 136H175ZM188 135H190V134H188ZM68 136H69V134H68ZM84 136V135H83ZM85 136H87V135H85ZM93 136V135H92ZM94 136V137H95ZM99 136V135H98ZM97 136V137H98ZM103 136V135H102ZM101 136V137H102ZM116 136V135H115ZM114 136V137H115ZM166 136H165V138H166ZM71 137V136H70ZM77 137V136H76ZM82 137V136H81ZM110 137V136H109ZM108 137V138H109ZM112 137V136H111ZM110 137V138H111ZM148 137V136H147ZM150 137V136H149ZM159 138L158 136H155V138ZM78 138H80V137H78ZM83 138V137H82ZM86 138V137H85ZM87 138H90V137H87ZM86 138V139H87ZM113 138V137H112ZM117 138H118V135H117ZM139 138V139H138ZM144 138V137H143ZM146 138V137H145ZM170 138V137H169ZM173 138V137H172ZM15 139H13V140H15ZM67 141H69V138L67 137ZM73 138H71V140H72ZM75 139V138H74ZM77 139V138H76ZM85 139V140H86ZM91 139V138H90ZM92 139H94V138H92ZM98 139V138H97ZM100 139V138H99ZM102 139V138H101ZM103 139H104V141H105V138L103 137ZM119 139V138H118ZM121 139V138H120ZM142 139V138H141ZM163 139H164V137H163ZM166 139H168V138H166ZM187 139V138H186ZM81 141V138L80 139H78V141ZM94 140H96V138L94 139ZM115 140V139H114ZM153 140V139H152ZM151 140V141H152ZM154 140H156V139H154ZM17 141H20V140H15V142L16 143H18L19 144V142H17ZM28 141V140H27ZM26 140H25V142H27ZM67 141L65 142V143H67ZM97 141H99V140H96V142ZM101 141V140H100ZM108 141H110V140H108ZM111 141H113V140H111ZM110 141V142H111ZM117 143H118V141H117V139L115 140ZM120 141V140H119ZM149 141V140H148ZM161 141H163V140H161ZM160 141V142H161ZM14 142V141H13ZM15 142H14V144H15ZM24 142V141H23ZM22 142V143H23ZM29 142V141H28ZM77 142V141H76ZM85 142H87V141H85ZM95 142V143H96ZM102 142V141H101ZM101 142H100V144H101ZM106 142V141H105ZM109 142V143H110ZM155 142V141H154ZM51 143V142H50ZM54 144H55V141L53 142ZM69 143H70V141H69ZM68 143V144H69ZM72 143V142H71ZM74 143V142H73ZM72 143V144H73ZM90 142H88V144H89ZM94 143V142H93ZM98 143V142H97ZM116 143V144H117ZM157 143V142H156ZM159 143V142H158ZM157 143V144H158ZM185 143V142H184ZM193 143H194V141H193ZM8 144V143H7ZM28 144V143H27ZM57 144V143H56ZM60 144V143H59ZM59 144H57V150L58 149H60L61 147L59 146ZM72 144H69V147H70V145H72ZM80 144V143H79ZM81 144H83V143H81ZM91 144H92V142H91ZM103 144V143H102ZM101 144V145H102ZM106 144H107V142H106ZM114 144H115V142H114ZM120 144H121V142H120ZM20 145V144H19ZM18 145V146H19ZM47 145V144H46ZM49 145V144H48ZM47 145V146H48ZM51 146H53V148H54V145H52V144H50ZM65 145V144H64ZM75 145V144H74ZM77 145V144H76ZM96 145V144H95ZM108 145H110V144H108ZM118 145V144H117ZM8 147H6L7 149H9V145H7ZM22 146V145H21ZM21 146H19V147H21ZM60 148H59V147ZM89 146V145H88ZM97 146V145H96ZM103 146V145H102ZM106 147H107V145H105ZM113 146V145H112ZM116 146V145H115ZM22 147H24V144H23V146ZM30 147H32V145L30 146ZM46 147V146H45ZM67 147V146H66ZM92 147V146H91ZM105 147V148H106ZM110 147V146H109ZM120 147V146H119ZM200 147V146H199ZM203 147V146H202ZM12 148V147H11ZM16 147H14V149H15ZM18 148V147H17ZM52 148V147H51ZM65 148V147H64ZM93 148V147H92ZM95 148V147H94ZM97 148H98V150L101 152V150L99 149V147L97 146ZM100 148H103V147H101L100 146ZM114 148V147H113ZM112 148V149H113ZM116 148V147H115ZM13 149V148H12ZM27 149V147L25 148V150ZM77 148H75V150H76ZM89 149H91V148H89ZM108 148H106V150H107ZM24 150V149H23ZM29 150V149H28ZM52 150V149H51ZM51 150H50V152H51ZM55 150V149H54ZM67 150H69V149H67ZM88 150V149H87ZM98 150L96 151L97 153H98ZM105 150V151H106ZM7 151V150H6ZM8 151H11V150H8ZM15 151V150H14ZM17 151H19V150H17ZM21 151H22V149H21ZM20 151V152H21ZM32 151H33V149H32ZM39 151V152H40ZM63 151V150H62ZM62 151H60V150H58V153L60 154V152H62ZM66 150H64V152H65ZM80 151V150H79ZM95 151V150H94ZM93 151V152H94ZM102 151H104V150H102ZM110 151H112L111 150V147H110ZM109 151V152H110ZM153 151V150H152ZM200 151V150H199ZM23 152H25V151H23ZM45 152H47V151H45ZM49 152V153H50ZM53 152V151H52ZM140 152V151H139ZM143 152V151H142ZM154 152H156V151H154ZM1 153H3L4 154V150L2 151V152H0V156H2L1 155ZM6 153H8V152H6ZM28 153V152H27ZM26 153V154H27ZM35 153H37V151L35 152ZM55 153V152H54ZM67 153V152H66ZM103 153V152H102ZM102 153H101V156H102ZM108 152L106 151V154H107ZM110 153H112V152H110ZM248 154H249V157L251 158V157H253L254 156V150H253V148H251V147H249L248 148V152H247ZM13 154V153H12ZM45 154V153H44ZM51 154V153H50ZM76 154V153H75ZM95 154V153H94ZM93 154V155H94ZM99 154V153H98ZM97 154V155H98ZM143 154V153H142ZM172 154V153H171ZM4 155H10V154H4ZM21 155V154H20ZM37 155H40V154H37ZM47 155H48V152H47ZM46 155V156H47ZM55 156H57V154H54ZM62 155V154H61ZM107 155H109L110 156V154H107ZM173 155V154H172ZM24 156V155H23ZM41 156H43L44 157V155H41ZM40 156V157H41ZM49 156H51V155H49ZM54 156V157H55ZM60 156V155H59ZM63 156V155H62ZM61 156V157H62ZM76 156V155H75ZM99 157H100V155H98ZM108 156V157H109ZM142 156V155H141ZM170 156V154L168 155V157ZM177 156L178 155H176V157L175 158H177ZM53 157V156H52ZM21 158H23V157H19V156H16V155H14V158L12 157V159H14L15 161H17L18 163L21 161V162H23L22 161V159ZM42 158V157H41ZM48 158V157H47ZM57 157H55V159H56ZM65 158V157H64ZM69 158V157H68ZM76 158H77V156H76ZM78 158H80V157H78ZM101 158H103V157H101ZM100 158V159H101ZM104 158H106V156L104 155ZM103 158V159H104ZM50 159V158H49ZM52 159V158H51ZM57 159H59V158H57ZM61 159H63V157L62 158H60L59 159V161H60V164H62L61 163ZM99 159V158H98ZM98 159H96V160H98ZM145 159V158H144ZM147 159V158H146ZM184 159H185V157H184ZM186 159V160H187ZM196 159H198L197 161H196V163L195 162H193L194 160H196ZM226 160L225 161H223V166H222V168H221V171L223 172V175H224V182H223V184L224 185H226L225 187H227L230 191H231V195H233V196H238L239 195V193H241V189H240V186H243L244 184H246V181H247V173H248V167L246 166V165H244L243 167H242V165L240 166V167H235L234 165L232 166V165H230L229 163H228V158H225ZM41 160V159H40ZM39 160V161H40ZM44 160H45V158H44ZM48 160V159H47ZM65 160V159H64ZM63 160V161H64ZM106 160V159H105ZM104 160V161H105ZM170 160H172V158L170 159ZM175 159H174V156H173V161H174ZM177 160H178V158H177ZM200 160V161H201ZM49 161V160H48ZM56 161V160H55ZM58 161V160H57ZM56 161V162H57ZM86 161H88V160H86ZM103 161V160H102ZM104 161H103V163H104ZM45 162V161H44ZM43 162V163H44ZM51 162L53 163L54 161H52L51 160ZM76 162V161H75ZM90 162V161H89ZM144 162V161H143ZM174 162H176V161H174ZM184 163H185V161H183ZM49 163V162H48ZM93 163V162H92ZM91 163V164H92ZM102 163V162H101ZM173 163V162H172ZM177 163V162H176ZM183 163V164H184ZM187 163V162H186ZM36 164H37V162H36ZM41 164H42V161H41ZM40 164V165H41ZM66 164V163H65ZM65 164H63V165H65ZM79 164V163H78ZM90 164V163H89ZM94 164L96 165V163H95V160H94ZM94 164H93V166H94ZM182 164V163H181ZM199 164V163H198ZM198 164H197V166H198ZM49 165H50V163H49ZM55 165H56V163H55ZM58 165V164H57ZM101 165V164H100ZM105 165V164H104ZM178 165V164H177ZM39 166V165H38ZM47 166H48V164L47 165H45V166H43V167H46L47 168ZM70 166V165H69ZM68 166V167H69ZM72 166H75L74 164L72 165ZM83 166V165H82ZM173 166V165H172ZM171 166V167H172ZM175 166V165H174ZM173 166V167H174ZM185 166V167H186ZM49 167H51V165L49 166ZM48 167V168H49ZM60 167V166H59ZM62 167V166H61ZM64 167H67L66 165L64 166ZM96 167V166H95ZM177 167V170H178V168H180L179 167V165L178 166H176ZM186 167V168H187ZM47 168V169H48ZM58 167H56V169H57ZM101 168H102V166H101ZM100 168V169H101ZM182 168V167H181ZM233 168H235V169H233ZM45 169V168H44ZM60 169V168H59ZM73 169V168H72ZM99 169V168H98ZM99 169V170H100ZM183 169H185L184 168V166H183ZM51 170H52V168H51ZM67 170V169H66ZM94 170V169H93ZM97 170V169H96ZM103 170V169H102ZM102 170H100V171H102ZM181 170V169H180ZM229 170H233V171H235V172H232L231 174L229 173L230 171ZM53 171V170H52ZM56 171V170H55ZM54 171V172H55ZM60 171V170H59ZM170 171H172V170H170ZM173 171H175V169L173 170ZM77 172V171H76ZM96 172V171H95ZM94 172V173H95ZM98 172V171H97ZM179 172H181V171H179L178 170V172L177 173H179ZM53 173V172H52ZM61 173H63V172H61ZM65 173L66 172H64L63 174H64V176H63V174H59V176L58 177H56L54 180H52L50 183H49V186L48 185H45V181L43 182V180H41L42 182H43V186H48V188H49V192L51 193L52 191H54V190H56V191H58L59 193H60V191H62V193L65 195V196H69L70 194L69 193H71V191H73V189L70 191V184L68 185V181H67V179H65L66 177H65ZM67 173H68V171H67ZM101 173V172H100ZM168 173H170V172H168ZM175 173V172H174ZM183 173H179V174H183ZM57 174H58V170H57ZM69 174V173H68ZM71 174H72V172H71ZM56 175V174H55ZM85 175V174H84ZM97 175V174H96ZM95 175V177L97 178V176ZM157 175H158V173H157ZM166 176H167V174H165ZM169 175V174H168ZM178 175V174H177ZM87 176V175H86ZM100 176V175H99ZM172 176H174L173 174H172ZM182 176V175H181ZM184 176V175H183ZM194 176V175H193ZM193 176H191V179L193 180ZM91 177L93 178V176H92V174H91ZM168 177H171L170 175L168 176ZM174 177H177L176 176V174H175V176ZM190 177V176H189ZM46 177H44V179H45ZM81 178V177H80ZM96 178H94V179H96ZM101 178H103L102 176H101ZM162 178H164V182L163 183H165L166 181L165 180H167V179H165L166 177H163V175H162ZM173 178V177H172ZM180 178V177H179ZM181 178H185V177H181ZM195 178H196V176H195ZM40 179H42V178H40ZM50 179H51V177H50ZM50 179H48V181L50 180ZM72 178H70V180H71ZM83 179V178H82ZM88 179V178H87ZM93 179V180H94ZM170 179V178H169ZM178 179V178H177ZM188 179V178H187ZM190 179V178H189ZM36 180V179H35ZM69 180V181H70ZM173 180H176V178L174 179L173 178ZM198 181H199V179H197ZM80 181H82V180H80ZM95 181H98V180H95ZM102 181V180H101ZM168 181V180H167ZM172 181V180H171ZM170 181V182H171ZM185 181V180H184ZM183 181V182H184ZM40 182V181H39ZM46 182H47V180H46ZM84 182V181H83ZM88 182H92V179L91 180H89ZM88 182H84V184L87 186V184L86 183H88ZM99 182H100V180H99ZM98 182V183H99ZM169 182V183H170ZM187 181H185V183H186ZM189 183H190V180L188 181ZM193 182V181H192ZM191 182V183H192ZM196 183H197V181H195ZM199 182H201V181H199ZM48 183V182H47ZM70 183H72V182H70ZM75 183V182H74ZM95 183V182H94ZM103 183V184H104ZM195 183V184H196ZM35 184H37V183H35ZM40 184V183H39ZM79 184V183H78ZM83 183H81V185H82ZM90 184V183H89ZM88 184V185H89ZM99 184H101V183H99ZM102 184V185H103ZM171 184V183H170ZM237 185V186H239V190H238V194L236 195V193H235V191H236V187L235 186H233V185ZM38 185V184H37ZM91 185V184H90ZM89 185V186H90ZM95 185V184H94ZM96 185H97V183H96ZM164 185H166V184H164ZM169 185V184H168ZM182 185H183V183H182ZM196 185H198V184H196ZM200 185V184H199ZM39 186H42V184L41 185H39ZM43 186H42V188H43ZM74 186V185H73ZM85 186V187H86ZM99 186V185H98ZM97 186V187H98ZM92 187V186H91ZM104 188V186H100L99 187V190H100V188ZM106 187V186H105ZM107 187V188H108ZM171 187V186H170ZM189 187V186H188ZM192 187V186H191ZM45 188V187H44ZM83 188V187H82ZM88 189H89V187H87ZM87 188H85V189H87ZM169 188V187H168ZM178 188V187H177ZM186 188V187H185ZM190 188V187H189ZM46 189V188H45ZM77 189V188H76ZM98 189V188H97ZM165 190H166V188H164ZM172 189V188H171ZM179 189H180V187H179ZM179 189L177 190V191H179ZM80 190V189H79ZM103 190V189H102ZM101 190V191H102ZM176 190V189H175ZM175 190H174V192H175ZM13 191V190H12ZM45 191H47V190H45ZM82 191H84V190H82ZM85 191H87V190H85ZM92 191V190H91ZM184 190H182L181 191V193L183 192ZM191 191V190H190ZM6 192H8V191H6ZM6 192H5V195H6ZM18 192V191H17ZM17 192H16V194H17ZM74 192V191H73ZM73 192H72V194H73ZM88 192V191H87ZM94 191H92V193H93ZM106 192V191H105ZM165 192V191H164ZM180 192V191H179ZM189 192V191H188ZM197 192V191H196ZM78 193V192H77ZM178 193V192H177ZM180 193V196L182 195ZM4 194V193H3ZM8 194H9V192H8ZM37 194V193H36ZM39 194V193H38ZM41 194V193H40ZM44 194V193H43ZM49 194V193H48ZM72 194H71V196H72ZM75 194V193H74ZM73 194V195H74ZM89 194H90V192H89ZM94 194V193H93ZM96 194V193H95ZM168 194L169 195H172V194H170L169 192H168ZM174 194V193H173ZM185 195L183 196V197H185V196H187L186 194H187V192L186 193H184ZM20 195V194H19ZM45 195H47V194H45ZM85 195H88V193H86ZM105 195V194H104ZM178 195V194H177ZM195 195H197V193L195 194ZM0 196H2V194H0ZM9 196H10V194H9ZM17 196V195H16ZM16 196H13V197H16ZM67 196V197H68ZM74 196H76V195H74ZM79 196V195H78ZM82 196H83V194H82ZM101 196H103V195H101ZM110 196V195H109ZM165 196V195H164ZM168 196V195H167ZM189 196V195H188ZM192 196V195H191ZM190 196V197H191ZM20 197V196H19ZM66 197V198H67ZM80 197V196H79ZM91 197V196H90ZM93 197H94V195H93ZM173 197V196H172ZM175 197L177 198V196L175 195ZM175 197H173V198H175ZM182 197V198H183ZM61 198V197H60ZM63 198V197H62ZM81 198V197H80ZM83 198V197H82ZM81 198V199H82ZM85 198V197H84ZM105 198V197H104ZM109 198V197H108ZM108 198H107V201H109L108 200ZM115 198V197H114ZM168 199H169V196L167 197ZM171 198V197H170ZM69 199V198H68ZM86 200L88 199V198H85ZM92 199V198H91ZM163 199V198H162ZM183 199H185V198H183ZM187 199V198H186ZM190 199V198H189ZM63 199H61V201H62ZM70 200V199H69ZM75 201H76V199H74ZM170 200H172V199H170ZM168 201V202H171V201ZM21 201V200H20ZM64 201H66V199L64 200ZM68 201V200H67ZM67 201H66V203H67ZM81 201V200H80ZM94 201V200H93ZM117 201V200H116ZM165 201V200H164ZM176 201V200H175ZM180 201H181V198H180ZM196 201V200H195ZM4 202V201H3ZM8 202H9V200H8ZM18 202H19V200H18ZM18 202H16V200H15V203L17 204ZM70 202H72V201H70ZM95 202V201H94ZM103 201H101V203H102ZM105 202H106V200H105ZM114 202V201H113ZM179 202V201H178ZM182 203H183V201H181ZM185 202H187V200H185ZM189 202H190V200H189ZM189 202H187L186 203V205H188V203ZM192 202V201H191ZM203 202L205 203V204H203ZM264 202V201H263ZM10 203V202H9ZM19 203H22V202H19ZM40 203H42V202H40ZM39 203V204H40ZM58 203V202H57ZM69 203V202H68ZM74 203V202H73ZM77 203H78V201H77ZM177 203V202H176ZM193 203H194V201H193ZM1 204V203H0ZM8 204V203H7ZM6 204V205H7ZM23 204H25V203H23ZM23 204H20V205H23ZM60 204V203H59ZM58 204V205H59ZM72 204V203H71ZM79 204H81V202L79 203ZM79 204H76V205H78L79 206ZM87 204H89V203H87ZM91 204H93V202L91 203ZM104 204V203H103ZM106 204V203H105ZM173 204H175V202L173 203ZM195 204H197L196 202H195ZM28 205V204H27ZM57 205V206H58ZM62 205V204H61ZM61 205H60V207H61ZM67 205V204H66ZM76 205H74V207L76 206ZM86 205V204H85ZM95 205V204H94ZM98 205V204H97ZM177 205V204H176ZM184 205H185V203H184ZM190 205V204H189ZM192 205V204H191ZM261 205V204H260ZM8 206H10V205H8ZM12 206V205H11ZM10 206V208H12ZM19 206V205H18ZM25 206H26V204H25ZM56 206V205H55ZM65 206V205H64ZM67 206H69V205H67ZM73 205H71V207H72ZM78 206H77V208H78ZM87 206V205H86ZM92 206V205H91ZM99 206H101V205H99ZM105 206V205H104ZM174 206V205H173ZM172 206V207H173ZM262 206H263V203H262ZM40 207V206H39ZM59 207V208H60ZM70 206H69V208H71ZM80 207H82V204H81V206ZM89 207V206H88ZM93 207V206H92ZM91 207V208H92ZM95 207V206H94ZM93 207V208H94ZM103 207V206H102ZM170 207H171V205H170ZM170 207H169V209H170ZM175 207V206H174ZM173 207V208H174ZM183 204H178V206H176V208H178V209H180V208H182L183 209ZM195 207H197L196 205H195ZM201 207V206H200ZM18 208V207H17ZM20 208V207H19ZM23 208V207H22ZM25 208V207H24ZM26 208H27V206H26ZM24 209V210H22V212L24 211V212H26V210L28 209ZM29 208H30V206H29ZM32 208V207H31ZM54 208V207H53ZM52 208V209H53ZM58 208V209H59ZM67 208V207H66ZM76 208V207H75ZM97 208V207H96ZM99 208V207H98ZM104 208V207H103ZM105 208H106V206H105ZM187 208V207H186ZM189 208H190V206H189ZM189 208H187V209H189ZM192 208L193 207H191V209L190 210H192ZM202 208H204V207H202ZM202 208H200L201 210H203ZM254 206L253 207H251L250 209H249V213H248V217L246 218V219H244V217H241L242 219V221L241 222H243L244 224H246V228H247V230L249 231V233H251V234H253L254 236H256V237H259L260 235H261V233H264V212L262 213L261 211H264V210H261V208H260V211L258 212V214L259 215H261V216H259L258 214H257V218L254 216ZM1 209H4V208H2V205H1V208H0V210ZM40 209H41V207H40ZM55 209V208H54ZM57 209V210H58ZM64 209H65V207H64ZM72 209V208H71ZM74 209V208H73ZM80 209V208H79ZM79 209H77L78 211H80V210H82L83 211V209L81 208L80 210ZM169 209H168V211H169ZM185 209V208H184ZM185 210V211H188V210ZM264 209V208H263ZM33 210V209H32ZM36 210V209H35ZM61 211H62V209H60ZM76 210V209H75ZM89 210V209H88ZM177 210V209H176ZM189 210V211H190ZM194 210H196V209H194ZM6 211V210H5ZM4 211V212H5ZM28 212L29 211H31L30 209H28L27 210ZM34 211V210H33ZM33 211H31L32 213L31 214H35V213H37V212H33ZM52 211V210H51ZM66 211H67V209H66ZM66 211H64V212H66ZM70 211V210H69ZM81 211V212H82ZM85 211H87V210H85ZM84 211V212H85ZM90 211H92V210H89V212ZM96 211H98L97 209H96ZM171 211V213H172V210H170ZM179 211V210H178ZM198 211V210H197ZM196 211V212H197ZM23 212V213H24ZM53 212H54V210H53ZM52 212V213H53ZM60 212V211H59ZM71 212V211H70ZM84 212H83V214H84ZM93 212V211H92ZM91 212V213H92ZM94 212H95V210H94ZM99 212V211H98ZM182 212H183V210H182ZM195 212V213H196ZM200 212V211H199ZM198 212V213H199ZM202 212V211H201ZM12 213H14V212H12ZM17 213V212H16ZM43 213H44V211H43ZM51 213V212H50ZM62 213V212H61ZM179 213V212H178ZM197 213V214H198ZM202 213H204V211L202 212ZM201 213V214H202ZM252 213V214H251ZM25 214H29V213H25ZM33 214V215H34ZM53 214H55V212L53 213ZM58 214V213H57ZM64 214V213H63ZM66 214V213H65ZM64 214V215H65ZM68 214V213H67ZM80 214V213H79ZM86 214V216L87 215H90V214H87V212L85 213ZM93 214V213H92ZM91 214V215H92ZM183 214V213H182ZM185 214V213H184ZM188 214V213H187ZM200 214V213H199ZM199 214H198V216H199ZM16 215V214H15ZM17 215H18V213H17ZM16 215V216H17ZM45 215V214H44ZM56 215V214H55ZM173 215V214H172ZM190 215V214H189ZM19 216H20V212H19ZM57 216H59V215H57ZM78 216V215H77ZM85 216V215H84ZM106 216V215H105ZM109 216V215H108ZM174 216V215H173ZM177 216V215H176ZM187 216V218H188V220H193L192 218L193 217H191V218H189L188 217V215H186ZM191 216V215H190ZM194 217H195V215H193ZM6 217V216H5ZM4 217V218H5ZM21 217H23V219H24V216H22L21 215ZM33 217V216H32ZM44 217V216H43ZM48 217V216H47ZM56 217V216H55ZM62 217V216H61ZM65 217V216H64ZM63 217V218H64ZM80 217V216H79ZM93 216H91L90 218H92ZM94 217H95V215H94ZM93 217V218H94ZM168 217V216H167ZM178 218H179V216H177ZM196 217H197V215H196ZM201 217V216H200ZM3 218V219H4ZM17 218H19L18 216H17ZM27 218V217H26ZM36 218V217H35ZM60 218V217H59ZM82 218V217H81ZM80 218V219H81ZM87 218H89L88 216H87ZM86 218V219H87ZM96 218V217H95ZM170 218V217H169ZM183 218V217H182ZM186 217H185V222L187 221L186 219H187ZM206 218V217H205ZM204 218V219H205ZM6 219V218H5ZM4 219V220H5ZM10 219H12V218H10ZM13 219H14V217H13ZM44 219V218H43ZM47 219V218H46ZM61 219V218H60ZM59 219V220H60ZM83 219V218H82ZM103 219V218H102ZM168 219V218H167ZM171 219H172V217H171ZM174 219H175V217H174ZM200 219V218H199ZM1 220V219H0ZM18 220V219H17ZM16 220V221H17ZM52 220V219H51ZM95 220H97V219H95ZM104 220V219H103ZM182 220V219H181ZM6 221V220H5ZM14 221V220H13ZM32 222H33V220H31ZM53 221V220H52ZM55 221H57V220H55ZM63 221V220H62ZM92 221H94V220H92ZM91 221V223H93ZM168 221V220H167ZM179 221H180V219H179ZM194 223H195V218H194ZM192 221V222H193ZM19 222H21L20 220H19ZM45 222V221H44ZM48 222V221H47ZM50 222V221H49ZM83 222V221H82ZM94 222H96V221H94ZM99 222H101V221H99ZM171 222V221H170ZM173 222V221H172ZM177 222H178V219H177ZM177 222H175V223H177ZM184 222V223H185ZM197 222V221H196ZM1 223V222H0ZM8 223V227L11 225H9V222H7ZM42 223V222H41ZM60 223H61V220H60ZM76 223H77V221H76ZM75 223V224H76ZM80 223V222H79ZM87 222L85 221V224H86ZM97 223V222H96ZM165 223H167V222H165ZM174 223V222H173ZM174 223V224H175ZM187 223V222H186ZM193 223V224H194ZM200 222L198 221V223L197 224H199ZM2 224V223H1ZM43 224H45L46 225V223H42V225ZM55 224H58V223H55ZM78 224V223H77ZM84 224V225H85ZM95 224V223H94ZM158 224H159V226H158ZM169 224V223H168ZM171 224V223H170ZM180 224V223H179ZM182 224H183V221H182ZM191 224V223H190ZM193 224H191V225H193ZM14 225H16V227H17V224H15L14 223ZM18 225H22L21 223L20 224H18ZM44 225V226H45ZM54 225V224H53ZM82 225L83 226V224H78V226L77 227H80V226ZM181 225V224H180ZM179 225V226H180ZM201 225H203V224H201ZM2 226V225H1ZM39 226V225H38ZM81 226V227H82ZM89 226H91V225H89ZM94 226V225H93ZM151 226V225H150ZM151 226V227H152ZM163 226H165V225H163ZM166 226H167V224H166ZM174 226H177V224L176 225H173V227ZM186 227H187V225H185ZM196 226V225H195ZM199 226V225H198ZM197 226V227H198ZM5 227V226H4ZM7 226H6V228H8ZM19 227V226H18ZM85 227V226H84ZM92 227V226H91ZM172 227V228H173ZM178 227V226H177ZM177 227H175V228H177ZM181 227H182V225H181ZM193 227V226H192ZM22 228V227H21ZM37 228V227H36ZM36 228H35V230H36ZM40 228V227H39ZM90 228V227H89ZM164 228V227H163ZM163 228H161L162 230H163ZM180 228V227H179ZM14 229V228H13ZM16 229V228H15ZM14 229V230H15ZM41 229V228H40ZM80 229H82V228H80ZM93 229H96V228H93ZM145 229V228H144ZM165 229H167L166 227H165ZM174 229V228H173ZM182 229H186V228H182ZM188 229V228H187ZM7 230H9L10 232H11V230L8 228ZM86 230H87V226H86ZM92 230V229H91ZM151 230V229H150ZM169 230V229H168ZM167 230V231H168ZM172 229H170V231H171ZM189 230V229H188ZM33 231V230H32ZM37 231V230H36ZM39 231V230H38ZM153 232H155L154 231V227H153V230H152ZM170 231H168V232H170ZM183 231V230H182ZM148 232V231H147ZM150 232V231H149ZM162 232V231H161ZM164 232V231H163ZM174 232H176V230H173V233ZM184 232V231H183ZM186 232H188V231H186ZM7 233H9V232H7ZM6 233V234H7ZM12 233H13V231H12ZM96 233H97V231H96ZM95 233V234H96ZM152 233V232H151ZM150 233V234H151ZM172 233V234H173ZM182 233V232H181ZM180 233V234H181ZM3 235L5 234V233H2ZM34 234V233H33ZM147 234H149V233H147ZM146 234V235H147ZM156 234V233H155ZM160 234V233H159ZM171 234V233H170ZM171 234V235H172ZM175 234V233H174ZM177 234V233H176ZM186 234V233H185ZM188 234H190V231L188 232ZM187 234V235H188ZM62 235V234H61ZM139 235V236H140ZM144 235V234H143ZM167 235V237H168V233L166 234ZM179 235V234H178ZM182 235V234H181ZM183 235H184V233H183ZM182 235V236H183ZM219 237H218V236ZM7 236V235H6ZM10 236H11V234H10ZM59 236V235H58ZM66 236H67V234H66ZM66 236H62L63 238L62 239H65L64 237H66ZM145 236V235H144ZM150 236V235H149ZM160 236V235H159ZM161 236H162V234H161ZM165 236V235H164ZM181 236V237H182ZM185 236V235H184ZM184 236H183V241L186 239H184ZM189 236V235H188ZM4 237H5V235H4ZM3 237V238H4ZM8 237H9V235H8ZM7 237V238H8ZM29 237V236H28ZM27 237V239H30V238H28ZM69 237H70V235H69ZM68 237V238H69ZM142 237V236H141ZM163 237V236H162ZM174 237V236H173ZM185 237H187V236H185ZM6 238V237H5ZM10 238H12V237H10ZM9 238V239H10ZM67 238V237H66ZM139 238V237H138ZM144 238H146V237H144ZM149 238V237H148ZM155 238V237H154ZM161 238V237H160ZM164 238V237H163ZM188 238V237H187ZM59 239V238H58ZM61 239V238H60ZM100 239V238H99ZM128 239V240H127ZM142 239V238H141ZM159 239V238H158ZM171 239H172V237H171ZM174 239L175 240H173V242L174 241H176V239H179V238H177L176 236L174 237ZM6 240V241H5ZM22 240H24V239H22ZM31 240V239H30ZM30 240H25L24 242L23 241H20V243L22 242V244H20V246L21 247H19V249H18V251L16 252V250L15 249H17V248H14L13 250H15V254L14 255H10L11 256V258L10 259H8L9 260V262H7L8 264H32V262H33V259H32V262H31V258L34 256H32V252H33V248H35V246H32V242L30 241ZM32 240H34V238L32 239ZM127 240V241H126ZM137 240H139V239H137ZM154 240V239H153ZM161 240V239H160ZM166 240H169V238H165L164 239V241H166ZM180 240V239H179ZM2 241V240H1ZM4 241L5 242H7L8 243V240L7 239H4ZM56 241H58V240H56ZM68 241V240H67ZM72 242L73 241H76V240H71ZM80 241V240H79ZM98 241H100V240H98ZM133 241V240H132ZM142 241V240H141ZM148 241H149V239H148ZM180 241H182V240H180ZM179 241V242H180ZM186 241V240H185ZM191 241H188L190 244H192L191 243ZM3 242V241H2ZM15 242V241H14ZM49 242V241H48ZM62 241H60V243H61ZM70 242V241H69ZM139 242H140V240H139ZM142 242H144L143 244L146 246V244H145V242H146V239H145V241L143 240ZM150 242H152V240L150 241ZM155 242V241H154ZM161 242V241H160ZM169 242H171V241H169ZM173 242H172V244H173ZM11 243V242H10ZM13 243V242H12ZM35 243V242H34ZM52 243V242H51ZM53 243H54V241H53ZM68 243V242H67ZM76 243H78L77 241H76ZM131 243V242H130ZM134 243V242H133ZM137 243V242H136ZM147 243V242H146ZM157 243V242H156ZM162 243H164V242H162ZM176 243V247L177 246H180L179 244H182L181 242L180 243H178L177 241L175 242ZM5 244V243H4ZM19 244H18V246H19ZM63 244H64V240H63ZM74 244H75V242H74ZM73 244V245H74ZM79 244V243H78ZM98 244H100V243H98ZM152 244H154L153 242H152ZM158 244V243H157ZM188 244V243H187ZM13 245V244H12ZM16 245V244H15ZM34 245V244H33ZM36 245V244H35ZM67 245V244H66ZM66 245H64V247L66 246ZM84 245V244H83ZM87 245H90V244H88L87 243ZM86 245V246H87ZM148 245V244H147ZM149 245H151V244H149ZM148 245V247H150ZM160 245L161 244H159V246H156V247H160ZM163 245V244H162ZM161 245V246H162ZM174 245V244H173ZM183 245V244H182ZM193 245V244H192ZM191 245V246H192ZM199 245V244H198ZM11 246V245H10ZM17 246V245H16ZM57 246V245H56ZM55 246V247H56ZM68 246V245H67ZM66 246V247H67ZM78 246V245H77ZM92 246V245H91ZM97 246H99V245H97ZM154 246V245H153ZM166 245H164L163 246V248L165 247ZM168 246V245H167ZM171 246V245H170ZM170 246H168V248L170 247ZM175 246V245H174ZM185 246V248L187 247L188 248V245L186 246V245H184ZM183 246V247H184ZM196 246V245H195ZM7 247V246H6ZM54 247V246H53ZM53 247H52V249H53ZM60 247V246H59ZM71 247V246H70ZM81 247V246H80ZM140 247V246H139ZM142 247H144V246H142ZM142 247H140V248H142ZM156 247H154V248H156ZM173 248L174 250H172V251H175L176 249H178V248ZM182 247V246H181ZM194 247V246H193ZM193 247H191V249L190 250H192L193 249ZM0 248H3L4 249V247H1L0 246ZM63 248V247H62ZM69 248V247H68ZM73 248V247H72ZM100 248V247H99ZM151 248H152V245H151ZM162 248V247H161ZM168 248H166V249H168ZM172 248V247H171ZM185 248H184V250H182V252L183 251H185ZM195 248V247H194ZM11 249V248H10ZM37 249V248H36ZM36 249H35V252H37L36 251ZM75 248H73V250H74ZM89 249V248H88ZM88 249H85V250H88ZM101 249V248H100ZM145 249V248H144ZM144 249H142V251L144 250ZM147 249V248H146ZM153 249V248H152ZM165 249V248H164ZM166 249L165 250H163V251H166ZM181 249V248H180ZM196 249V248H195ZM7 250V249H6ZM65 252H66V250L65 249H63ZM68 250V249H67ZM76 250V249H75ZM80 250V249H79ZM83 250V249H82ZM82 250L81 251H79V252H81L80 253V255H83L82 254ZM91 250V249H90ZM96 250H98V248L96 249ZM123 250V251H122ZM148 250V249H147ZM157 250H158V248H157ZM157 250H154V251H157ZM179 250V249H178ZM197 250V249H196ZM3 251H5V250H3ZM1 249H0V253H2L3 252ZM9 251H11V250H9L8 249V253H9ZM71 251V250H70ZM78 251V250H77ZM76 251V252H77ZM142 251H141V254H142ZM148 251H150V249L148 250ZM154 251H152L151 250V252H154ZM168 251H169V249H168ZM177 251V250H176ZM180 251V250H179ZM187 251V250H186ZM195 251V250H194ZM213 251H214V249H213ZM6 252V251H5ZM14 252V251H13ZM43 252V251H42ZM53 252V251H52ZM74 252V251H73ZM88 252V251H87ZM92 252V251H91ZM91 252H89V253H91ZM145 252H146V250H145ZM144 252V253H145ZM167 252V251H166ZM178 252V251H177ZM190 252V251H189ZM201 252V251H200ZM199 252V253H200ZM217 252V253H218ZM7 253V255H9V254H11V253H9L8 254ZM34 253V252H33ZM54 253V252H53ZM71 253H72V251H71ZM94 253H95V251H94ZM98 253V252H97ZM147 253V252H146ZM161 253L163 254V252L161 251ZM169 253H170V251H169ZM179 253V252H178ZM185 253V252H184ZM184 253H183V255H184ZM188 253V252H187ZM192 253V252H191ZM203 253V252H202ZM206 253V252H205ZM215 253V252H214ZM3 254H4V252H3ZM35 254V253H34ZM42 254V253H41ZM40 254V255H41ZM55 254V253H54ZM61 254V253H60ZM62 254H65L66 255V253H62ZM77 254V253H76ZM87 254V253H86ZM120 254V253H119ZM155 254V253H154ZM158 254V253H157ZM156 254V255H157ZM173 254H175V253H173ZM195 254H197V251H196V253ZM6 255V254H5ZM6 255V256H7ZM64 255V256H65ZM69 255V257H67V258H69L70 259V254H68ZM73 255V254H72ZM78 255V254H77ZM84 255H85V253H84ZM89 255V254H88ZM92 255V254H91ZM91 255H89V256H91ZM97 255V254H96ZM148 255H150L149 253H148ZM153 255V254H152ZM164 256L166 255V253L165 254H163ZM168 255V254H167ZM171 255V254H170ZM176 255V254H175ZM174 255V256H175ZM194 255V254H193ZM32 256V257H31ZM39 256V255H38ZM43 256V255H42ZM41 256V257H42ZM63 256V255H62ZM116 256H118V255H116ZM115 256V257H116ZM177 256V255H176ZM182 255H180V256H178V257H181ZM185 256V255H184ZM191 256V257H190ZM195 256V255H194ZM193 256V257H194ZM218 257H219V255H217ZM221 256H220V258H221ZM2 257V256H1ZM4 257V256H3ZM8 257V256H7ZM40 257V256H39ZM66 257V256H65ZM73 257V256H72ZM77 257H79V256H77ZM94 257V256H93ZM96 257V256H95ZM119 257V256H118ZM120 257H121V255H120ZM165 257H167V256H165ZM175 258V257H172V256H169V258ZM35 258V257H34ZM38 258V257H37ZM62 258V257H61ZM60 258V259H61ZM88 258V257H87ZM91 258V257H90ZM147 258H149V257H147ZM155 258V257H154ZM181 258H183V257H181ZM195 258V257H194ZM203 258V257H202ZM215 258V259H216ZM1 259H3V258H1ZM0 259V260H1ZM36 259V258H35ZM39 259V258H38ZM37 259V260H38ZM52 259V258H51ZM60 259H58V261L60 260ZM63 259H64V257H63ZM114 259V258H113ZM145 259L146 258H144V261H145ZM152 259V258H151ZM176 259V258H175ZM178 259V258H177ZM180 259V258H179ZM191 259H193L192 258V254H190L189 255V253L188 254H186V256L182 259L183 261L182 262H180V261H178L179 262V264H190V260ZM5 260L7 261V259L5 258ZM48 260V258H46L45 259V261L43 262V263H41V264H47L46 263V261ZM69 261L68 259H64V261ZM80 260V259H79ZM78 260V261H79ZM82 260H84V259H82ZM88 259H86L85 261H87ZM111 260V259H110ZM116 260H117V258H116ZM119 260V259H118ZM146 260H148V259H146ZM36 261V260H35ZM34 261V262H35ZM40 261V260H39ZM50 261V260H49ZM54 261V260H53ZM63 261V262H64ZM90 261V260H89ZM115 261V260H114ZM148 261H151V260H148ZM192 261V260H191ZM214 261V260H213ZM1 262V261H0ZM2 262H4V261H2ZM1 262V263H2ZM33 262V263H34ZM41 262V261H40ZM83 262V261H82ZM92 262V261H91ZM90 262V263H91ZM97 262V261H96ZM112 262V261H111ZM116 262V261H115ZM142 262V263H141ZM141 262H139V263H141V264H143V260L141 261ZM147 262V261H146ZM171 262H174V259L171 261ZM176 262V261H175ZM219 263H220V261H218ZM217 262V263H218ZM38 262H35V264H37ZM58 262H55V264H57ZM70 263V262H69ZM74 263V262H73ZM77 263V262H76ZM138 263V264H139ZM177 263V262H176ZM3 264V263H2ZM6 264V263H5ZM51 264H54V262L53 263H51ZM61 264V263H60ZM65 264H66V262H65ZM71 264H72V260H71ZM86 264H87V262H86ZM95 264V263H94ZM108 264V263H107ZM121 264V263H120ZM149 264V263H148ZM178 264V263H177Z\"/></svg>",
  "mask_w": 264,
  "mask_h": 264
}]
</instances>
